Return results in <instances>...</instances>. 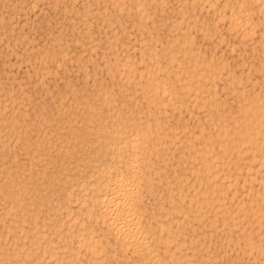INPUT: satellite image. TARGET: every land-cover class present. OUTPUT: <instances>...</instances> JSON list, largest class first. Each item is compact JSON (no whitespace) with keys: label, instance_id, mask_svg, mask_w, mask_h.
Returning a JSON list of instances; mask_svg holds the SVG:
<instances>
[{"label":"bare ground","instance_id":"6f19581e","mask_svg":"<svg viewBox=\"0 0 264 264\" xmlns=\"http://www.w3.org/2000/svg\"><path fill=\"white\" fill-rule=\"evenodd\" d=\"M19 1V0H18ZM35 0H33L34 2ZM59 1V0H58ZM61 1V0H60ZM95 1V0H94ZM102 2H104V0H101ZM124 1L126 0H108L107 2L109 3H112L114 5V7L116 5H118L117 7L119 8V6L122 8L121 5H125ZM151 1H153L154 3L157 1V0H129L128 2L130 3V5H132L133 9H134V13L133 15H135V19L136 21L139 23L142 22L141 18L145 19V18H149V13L151 11H149L150 9V3H152ZM161 1V0H159ZM158 1V2H159ZM163 1V0H162ZM194 1H199V3L201 1H204V3L206 4V6L213 9V12L215 11L216 14H214V18L219 17V19H225L227 18L228 20V28L232 27L233 28H237L235 30H237L236 32V36H239V39L240 40H244L245 37L247 38V36H250L251 34H255L257 33V37L255 35L257 39V43H259V47H258V50L261 51V53L258 55L260 57H258V61L254 64H252L253 66V71L257 74L255 77H252L250 78V76H247V81L249 83H252L256 80L255 82V85L257 84V88L253 89V90H248L246 88L245 85L241 84L240 83V80H241V76L240 75H236V73L234 74L233 72L230 71V69L228 67H226L225 65V62L221 59V58H216L215 56L217 55H213L214 53L212 54H209L207 56L206 54V57L207 58H203V57H199L197 55V52H196V48L193 46V40L191 39V35H190V32H189V27H191L192 24H195L193 20L194 17H195V14H194ZM218 0H177L174 1L178 4L177 7H179L178 11L180 13V15L178 16V19L177 17L172 20V24L171 26H169V30H168V35L166 36V43L164 41H162L163 43H165V46L161 45L160 47V51L162 50L163 53H162V56L164 58V64H161L159 62V60L161 61V57L160 55L158 54L157 55V52L159 53V50H157L155 48V46L151 43V41H149L150 43H148V48H144L143 46L146 45L143 44V45H140L142 43L139 44V51L137 52V56L135 54L134 56V59H137L139 60L140 62H142V66L138 68L134 66V60L130 59L132 58V56L129 58L127 55H128V52H127V55H123V57L120 56V58H117V59H113L115 64H112L113 67H114V70H116L117 74L119 77H121L120 81H122V79H125L126 80H129L130 78L132 79V81L134 82V84L136 83H139L140 85V82L139 81H135V78L133 76H138V79L140 78H143L145 79L144 80V84H145V87H144V92L143 94L146 95V98L145 96H141L143 98L146 99V104L148 102H152V104L154 103V105L156 104L157 105V110L158 112L160 110H164V105L165 106H172V105H175L176 108L179 107V106H184V103L185 101H189L192 105H196V107H198L200 109V107H203L205 112H203V110L201 111V113L203 112L205 117L203 116L204 118V123H200L199 121L196 122V126L193 125V127H195V129H192L191 127V130L189 129L188 130V127H185L187 130V132L183 133L180 137H182V139H184V141L186 142V145L185 147L183 146V148H185V152H182L179 156L182 157L181 159H185V161H187L189 159H191V163H189V161H187V166L185 168V170L183 171L182 168L181 170L183 171L182 174H179L177 177L171 179V180H174V184L176 185V188H175V196H174V200L172 199V195L169 194V196L167 195L166 198H170L171 202L168 206V208L166 209V207H164V209H166L164 212L160 213L159 217L157 218H154L153 219V225H152V228L150 227H147L145 225H149V223L147 224H144L141 222L142 220H140L141 216L140 214V209L141 208L140 206L142 205H139V203H142L140 200L139 202L137 201L138 198L137 196H139V191H138V188H139V182L138 180V176L140 175V173L138 172V169H144L146 168V165L145 164V160H147V158L145 159L146 154L150 148L147 140H148V137H150V133H152V137L151 138H154V140L156 139L158 141L159 140H162V138L160 139V135H166L167 136V132L170 130V129H166V132L162 129H160V124L161 123H158V127H155L156 124L154 125V130L151 132L149 130V128L151 127H148L149 125L146 123L147 122V119L146 122L144 120H142V117H141V114L138 113V110L141 108L142 110V105H139L140 108H136L138 109L137 111L135 112H132V108H130L131 110L129 112H125L123 111L122 108H119L118 106L121 105V104H126L125 102L128 101V100H125V101H122L123 103H121V101H118L120 102L117 103V100L115 101V98L113 97V99H109L107 96H105V92H100L98 93L99 96L101 97V102L97 100L96 103H101L104 107L101 108L99 110V108H97L96 106V110L94 111L93 108L92 110L94 111V118H92V126L87 129V133H90L92 134V143L94 142V149H93V154H91V160H90V163L87 165V166H83L81 169V171L78 172L77 176L76 177H73L71 178V175L72 173H70L69 171H72L71 169L68 170V172L66 173V179L68 181V183H66V188H69L70 190L72 188H74L75 186L78 188L77 189V192H76V196L74 197L76 200H82V202L80 203H84L83 205H86L87 203H85V201L88 202V204H90V207H96L97 206V210L96 211V216L94 215V213L92 212V210L88 209V211L90 210V212H92L91 214L95 216V219L97 218L99 222L103 223L106 228L109 230V235L111 234L110 232H112V236H114L115 238H118L117 242L120 241V245H126L131 242V241H135L136 244L139 243V245L141 244L142 245V238H145V236L147 237V239L149 240L150 243L152 242H155L157 243V245H159V247H161L163 253H164V256L167 257V259L169 258V260H171L173 258V260L175 259L176 264H187L186 262H188V258L190 259V257H187V256H191V255H197L198 258H196V256L194 258L198 259L197 262L200 263V262H204V261H208L209 260V264H226L225 261H223L224 259V254H221L220 252H214L213 251H210L208 249V247L206 249H204L203 252H198L197 251V247H200L198 245H203L205 241H203V238L204 236L206 237V234L210 231H212L213 229H216L217 226H221L222 229L225 228V230H222V232L220 231V233L222 234L223 231L226 232L222 235H224L223 237H226L227 238V241L230 240L231 238H233L234 236H237V235H234L233 237H231L230 235V230L232 228V226H237V225H241L238 229V232H239V236L242 237V243L240 244H243L242 246H244V249L245 250H242L241 249V253H242V256H244L245 254L243 253V251H245L246 253V250L247 251H250L252 252L253 250L255 251L256 254H258L257 258H259V255L262 256L263 258V262H264V0H221L222 2L219 3V2H216ZM11 2V1H10ZM53 2H55L53 0ZM70 2V0H69ZM99 2V1H98ZM106 0H105V3H107ZM164 2V1H163ZM167 2V1H166ZM20 3V1H19ZM31 3V2H30ZM63 3V2H62ZM82 3V1H81ZM89 3V2H88ZM91 3V1H90ZM94 3V2H92ZM123 3V4H122ZM128 3V4H129ZM160 3V2H159ZM32 4V3H31ZM47 4V3H46ZM66 4V3H65ZM99 4V3H98ZM158 4V3H157ZM30 5V4H29ZM53 5V4H52ZM64 5V4H62ZM76 5V4H75ZM111 5V4H110ZM128 5V6H130ZM159 5V4H158ZM199 5V4H198ZM202 5V4H201ZM31 6V5H30ZM34 7V4L32 5ZM107 6V4H106ZM106 6H103L104 9H106ZM162 6V4H161ZM160 6V8H161ZM165 7V3L163 5ZM203 6L205 7V5L203 4ZM19 7V6H18ZM23 7V6H22ZM63 7V6H62ZM87 6H85L86 8ZM110 7V6H109ZM113 7V6H111ZM113 7V8H114ZM124 7V6H123ZM126 7V6H125ZM153 7V6H152ZM164 7H162V10L165 9ZM200 7V6H199ZM198 7V8H199ZM203 7V8H204ZM56 8V7H55ZM75 8V7H74ZM102 8V7H101ZM102 8V9H103ZM130 8V7H129ZM202 8V7H201ZM22 9V8H21ZM64 9V8H62ZM94 9V7H93ZM97 8H95L96 10ZM125 9V8H124ZM200 9V8H199ZM86 10V9H85ZM117 10V9H114V11ZM119 10V9H118ZM121 11L123 9H120ZM127 11H129L128 8H126ZM132 9H130L131 11ZM153 10H156V9H153ZM205 10V9H204ZM207 10V8H206ZM13 11V10H12ZM24 11V10H23ZM31 11V9H30ZM87 11V10H86ZM90 11V10H89ZM98 11H99V8H98ZM105 11V10H104ZM129 11V13H130ZM173 11V10H172ZM211 11V10H210ZM208 11V12H210ZM5 12V11H4ZM63 12V11H62ZM76 12V11H75ZM88 12V11H87ZM101 12V11H100ZM160 12L163 13L160 9ZM174 12V11H173ZM16 13V12H15ZM81 13V12H80ZM103 13V11H102ZM101 13V15H102ZM109 13H111V11H109ZM116 13V12H115ZM152 13V12H151ZM150 13V14H151ZM155 14V12H153ZM105 16H108L106 15V11H105ZM158 14V13H156ZM176 14V13H175ZM209 14V13H208ZM212 14V13H210ZM72 15V14H71ZM82 15V14H81ZM98 15V14H97ZM115 15V14H114ZM129 15V14H128ZM204 15V14H203ZM63 16V14H62ZM65 16V15H64ZM93 16V15H92ZM104 16V17H105ZM197 16V15H196ZM212 16V15H211ZM9 17V15H8ZM73 17V16H72ZM82 17H84V15H82ZM86 17V16H85ZM84 19H86L85 21H88V18L86 17ZM111 17V16H110ZM115 17V16H114ZM121 17V16H120ZM129 17V16H128ZM152 17V16H151ZM155 17H158L155 15ZM222 17V18H220ZM225 17V18H224ZM260 17V19H259ZM71 18V17H70ZM76 18V17H75ZM102 18V17H101ZM197 18V17H196ZM204 18V17H203ZM65 19V18H63ZM66 19H67V16H66ZM94 18H92L93 20ZM108 19V18H107ZM112 18H110L111 20ZM119 19V18H118ZM172 19V18H171ZM199 19V18H197ZM218 19V20H219ZM109 20V19H108ZM117 20V19H116ZM134 20V19H133ZM141 20V21H140ZM148 20V19H147ZM154 18H152L151 22H153ZM164 20V19H163ZM179 20V22H183L182 26L180 25H177V22L176 21ZM69 21V20H68ZM82 21V19H81ZM104 21H105V18H104ZM119 21V20H118ZM117 21V23H118ZM135 21V20H134ZM135 21V22H136ZM144 21V20H143ZM222 21V20H221ZM224 21V20H223ZM83 22V21H82ZM89 23H87V25L91 24L92 22L88 21ZM91 22V23H90ZM106 22V21H105ZM108 22V21H107ZM121 22V21H120ZM119 22V23H120ZM134 22V23H135ZM145 22V21H144ZM155 22V21H154ZM158 22V21H157ZM160 22V21H159ZM210 22V21H209ZM219 21L216 22V24L218 23ZM225 22V21H224ZM225 22V23H226ZM14 23V22H13ZM99 23V22H98ZM97 23V25H98ZM103 22H101L102 24ZM111 23V22H110ZM145 23H148V22H145ZM161 23V22H160ZM166 23V22H165ZM212 23L214 24V22L212 21ZM223 23V22H222ZM223 23V24H225ZM67 24V23H66ZM70 24V23H69ZM122 24V23H121ZM128 24V23H127ZM143 24V22H142ZM140 25V26H144L143 25ZM155 24V23H153ZM163 24V23H162ZM207 24V23H206ZM205 24V28L206 26H208L209 24L206 25ZM211 24V25H213ZM73 25V24H72ZM86 25V23H85ZM96 25V24H95ZM110 24L107 23V26L109 27ZM112 25V23H111ZM139 25V24H138ZM150 25V24H149ZM164 25V24H163ZM170 25V24H169ZM210 25V26H211ZM215 25V24H214ZM90 26V25H89ZM92 26V25H91ZM90 26V27H91ZM103 26V25H102ZM131 26V25H130ZM140 26L138 28H140ZM152 27V25H150ZM149 26V27H150ZM158 26V25H157ZM156 26V27H157ZM199 26V25H198ZM10 27V26H9ZM71 27V26H70ZM78 27V26H77ZM95 27V26H94ZM112 27V26H111ZM110 27V28H111ZM114 27V26H113ZM121 27V26H120ZM159 27H162L159 26ZM172 27V29H171ZM194 27V25H193ZM197 27V26H196ZM223 27V25H222ZM225 27V26H224ZM83 28V27H81ZM86 28V27H85ZM84 28V29H85ZM88 28V26H87ZM103 28V27H102ZM125 27H123L124 29ZM132 28V27H131ZM137 28V27H136ZM199 28V27H198ZM202 28V27H201ZM198 29V30H202V29ZM215 28V26H214ZM213 28V30H215ZM2 29V28H1ZM30 29V28H29ZM77 29V28H76ZM82 29V30H84ZM98 29V27H97ZM105 29V28H104ZM116 29V28H115ZM149 29V28H148ZM147 31H149V33L147 34V37L151 38L152 39V33H150V30L152 29H149ZM158 29V28H157ZM160 29V28H159ZM8 30H10L8 28ZM87 31V29H85ZM91 31V29H89ZM112 30V29H111ZM125 30V29H124ZM141 30V29H140ZM139 30V31H140ZM144 30H146V27L144 28ZM156 30V29H155ZM165 30V29H164ZM191 30V29H190ZM213 31L212 29L210 28H206L204 29V31L202 32L201 35H204L206 37H210L213 35V33L211 31ZM5 31H6V27H5ZM89 31V33H90ZM106 31V30H105ZM116 31V30H115ZM120 31V30H119ZM118 31V32H119ZM122 31V29H121ZM127 31V30H126ZM229 31V30H228ZM102 32V31H101ZM113 32V31H111ZM138 32V30H137ZM157 32V30H156ZM155 32V33H156ZM160 32V31H159ZM164 32V31H163ZM217 32V31H216ZM18 33V32H17ZM83 33V32H81ZM97 33V32H96ZM108 33V32H107ZM106 33V34H107ZM128 33V31H127ZM134 33V32H133ZM132 33V34H133ZM166 33V32H165ZM164 33V35H165ZM201 33V32H200ZM1 34H2V30H1ZM55 34V33H54ZM62 34V33H61ZM95 34V33H94ZM117 34V32H116ZM115 34V35H116ZM140 34H141V31H140ZM6 35V34H5ZM22 35V34H21ZM79 35V34H78ZM92 36V34H90ZM89 35V36H90ZM127 35V34H126ZM143 35V34H142ZM145 35V34H144ZM156 35L158 36V34H155V37ZM230 35V34H229ZM234 35V33H233ZM1 36V35H0ZM9 36V35H8ZM15 36V35H14ZM88 36V35H86ZM113 36V35H111ZM119 36V35H118ZM133 36V35H132ZM136 36V35H135ZM216 36V35H214ZM21 37V36H20ZM101 35H100V39H101ZM122 37V36H121ZM140 37V36H139ZM154 37V38H155ZM159 37V36H158ZM193 37V35H192ZM5 38V37H4ZM8 38V37H7ZM6 38V39H7ZM10 38V37H9ZM16 38V37H15ZM78 38V37H77ZM83 38V36H82ZM94 38V37H93ZM108 38V37H107ZM117 38V36L115 37ZM135 40L137 41L136 37H134ZM141 38V37H140ZM149 38V39H150ZM153 40L155 41L156 39ZM162 37H160L161 39ZM164 38V37H163ZM203 38V36H202ZM205 38V37H204ZM218 38V37H217ZM216 38V40H217ZM253 38V37H252ZM251 38V39H252ZM12 38H10V41H11ZM14 39V38H13ZM56 39V38H55ZM85 39V38H84ZM89 39V37H88ZM119 39V38H118ZM145 41V39L147 38H142ZM150 39V40H151ZM158 39V41L160 40ZM213 39V38H212ZM221 39V37H220ZM237 39V37H236ZM15 40V39H14ZM50 40V39H49ZM73 40V39H72ZM79 40V39H78ZM91 40V39H90ZM93 42H90V43H94L95 39H92ZM102 40V39H101ZM110 40V38H109ZM113 40V39H112ZM116 40V39H115ZM120 40V39H119ZM118 40V41H119ZM219 40V38H218ZM238 40V39H237ZM239 40V41H240ZM250 40V39H249ZM6 41L5 40V44H6ZM56 41V40H54ZM77 42V40H75ZM81 41V39H80ZM99 41V39H98ZM97 41V42H98ZM229 41V40H228ZM247 41V40H246ZM253 41V39H252ZM13 42V41H12ZM12 42H10L11 44H13ZM17 42H18V37H17ZM20 42V40H19ZM18 42V43H19ZM23 42V41H22ZM53 42V40H52ZM82 42V41H81ZM96 42V41H95ZM96 42V43H97ZM110 42V41H109ZM115 42V41H113ZM122 42V41H121ZM120 42V44H121ZM140 42V41H139ZM157 42V41H156ZM161 42V40H160ZM161 42V44H162ZM244 42V41H243ZM242 42V43H243ZM250 42V45H251V41ZM26 43V42H25ZM23 44L22 46H26V44ZM59 43V42H58ZM57 43V44H58ZM67 43V42H66ZM90 43L88 46H90ZM107 43V42H106ZM130 43V42H129ZM155 43V42H154ZM195 43V42H194ZM198 43V42H197ZM213 43V42H212ZM228 43V42H227ZM238 43V42H237ZM241 43V44H242ZM8 44V43H7ZM6 44V45H7ZM15 44V43H14ZM20 44V43H19ZM50 44V43H49ZM52 44V43H51ZM56 44V45H57ZM61 44V43H60ZM77 44V43H76ZM82 44V43H81ZM86 44V42H85ZM112 44V42L110 43ZM114 44V43H113ZM116 44V43H115ZM114 44V46H115ZM126 42L124 43L123 42V45H125ZM134 44V43H133ZM132 44V45H133ZM216 44V43H214ZM213 44V45H214ZM234 44V43H233ZM253 44V42H252ZM54 44V46H56ZM98 45V44H96ZM109 45V43H108ZM130 45V44H129ZM131 45V46H132ZM153 45V46H151ZM156 46H158L156 43H155ZM244 45V44H243ZM15 46V45H13ZM66 46V45H65ZM81 46V45H80ZM95 46V45H94ZM113 46V47H114ZM127 47V45H125ZM131 46L129 48H131ZM163 46V47H162ZM232 46V45H231ZM252 46V45H251ZM257 46V44H256ZM8 47V46H7ZM11 47V46H9ZM46 47V45H45ZM44 47V48H45ZM53 46L51 45V48ZM59 47V45H58ZM57 47V48H58ZM63 47V46H62ZM61 47V48H62ZM69 47V46H68ZM96 47V46H95ZM94 47V48H95ZM108 47V46H107ZM106 47V48H107ZM118 47L120 48V46L118 45ZM147 47V46H146ZM198 47V46H197ZM254 47V46H253ZM252 47V48H253ZM14 48V47H13ZM32 48V47H31ZM34 48V47H33ZM40 48V47H39ZM49 48V46H48ZM47 48V49H48ZM50 48V49H51ZM90 48L92 49V46H90ZM105 48V47H104ZM105 48V49H106ZM116 48V46H115ZM133 48V47H132ZM23 49V48H22ZM29 49V48H28ZM49 49V50H50ZM60 49V48H59ZM66 49V47H65ZM96 49V48H95ZM94 49V50H95ZM100 49V48H99ZM109 49V48H108ZM117 49V48H116ZM128 49V47L126 48ZM137 49V47H136ZM232 49H233V46H232ZM255 49V48H254ZM10 50V49H8ZM12 50V49H11ZM14 50V49H13ZM12 50V51H13ZM16 50V49H15ZM14 50V51H15ZM21 50V49H20ZM26 50V48H25ZM41 50V49H40ZM44 51V49H42ZM58 50V49H57ZM62 50V49H60ZM58 51L59 54L61 51ZM84 50V49H83ZM124 50L125 52V49L123 48L122 51ZM129 50V49H128ZM200 50V49H199ZM24 51V50H23ZM33 51V50H32ZM36 48H35V54H36ZM39 51V49H38ZM37 51V54L39 53ZM51 51V50H50ZM54 51V50H53ZM51 51V52H53ZM82 51V50H81ZM85 51V50H84ZM97 51V50H96ZM121 51V53H122ZM161 51V52H162ZM232 51V50H231ZM9 52V51H8ZM25 52V51H24ZM57 52V53H58ZM64 52V51H63ZM62 52V54H63ZM67 52V51H66ZM66 52L64 55H66ZM73 52V51H72ZM92 52H93V49H92ZM99 52V51H98ZM97 52V53H98ZM101 52V56H102V52H103V49ZM111 52V51H110ZM118 52V51H116ZM120 52V51H119ZM123 52V53H124ZM125 52V53H126ZM131 52V51H130ZM199 52V51H198ZM12 53V52H11ZM14 53V52H13ZM32 53V52H31ZM55 53V52H54ZM78 53V51H77ZM85 53V52H84ZM87 54L89 53L88 50L86 52ZM96 53V52H95ZM115 53V52H114ZM124 53V54H125ZM136 53V52H135ZM210 53V51H209ZM16 54V53H15ZM14 54V55H15ZM18 54V53H17ZM22 54V53H21ZM30 55V53H28ZM27 54V55H28ZM34 54V56H35ZM42 54V53H41ZM43 54H45L43 52ZM47 54V53H46ZM49 54V52H48ZM90 54V53H89ZM108 54V53H107ZM116 54V53H115ZM132 54V53H131ZM204 54V53H203ZM26 55V54H25ZM80 55V53H79ZM105 56V54H103ZM202 55V54H201ZM220 55V54H219ZM24 56V55H23ZM37 56V55H36ZM43 56V55H42ZM46 56V55H45ZM48 56V55H47ZM60 56V55H59ZM58 56V57H59ZM69 56V54H68ZM71 56V55H70ZM69 56V57H70ZM85 56V55H84ZM83 56V57H84ZM89 56V55H88ZM100 56V58L102 59V57ZM110 56V54H109ZM108 56V60L110 59ZM114 56V55H113ZM118 56V54H117ZM158 56V58H157ZM63 57V56H62ZM77 57V56H76ZM98 57V56H97ZM116 57V55H115ZM36 58V57H35ZM40 58L41 55H40ZM52 58V57H51ZM50 58V59H51ZM73 57H71L72 59ZM85 58V57H84ZM83 58V59H84ZM87 58V56H86ZM92 58V57H91ZM104 58V57H103ZM162 58V59H163ZM33 59V58H31ZM55 59V58H53ZM61 59V58H60ZM59 59V60H60ZM79 59V58H78ZM88 59V58H87ZM95 59V58H92V60ZM106 59V58H105ZM34 60V59H33ZM40 60V59H39ZM48 60V59H47ZM67 60V59H66ZM70 60V59H68ZM76 60V63H77V59ZM81 60V59H80ZM32 61V60H31ZM40 61H43V60H40ZM38 61V62H40ZM46 61V60H45ZM57 61V60H55ZM64 61V60H63ZM71 61V60H70ZM82 61V60H81ZM88 61V60H87ZM106 61V60H105ZM104 61V62H105ZM111 61V60H109ZM139 61H137V63H140ZM49 62V61H48ZM53 62V60H52ZM61 62V61H60ZM86 62V61H85ZM91 62V61H90ZM96 62V61H95ZM5 63V62H4ZM16 63V62H15ZM32 63V62H31ZM46 63V62H44ZM107 63V62H106ZM27 64H29V62H27ZM39 64V63H38ZM56 64V63H55ZM83 64V62H82ZM81 64V65H82ZM86 64V63H85ZM96 64V63H94ZM103 65V63H101ZM109 64V62L107 63ZM239 64V63H238ZM42 65H43V62H42ZM41 67H44L45 64ZM48 65V64H47ZM50 65V64H49ZM48 65V67H49ZM63 65V64H61ZM87 65V64H86ZM86 65L83 64V66L87 67ZM98 65V63H97ZM25 66V65H24ZM30 66V65H29ZM33 66V65H32ZM91 68L94 67L93 66V63L90 65ZM105 66V65H104ZM108 66V65H107ZM120 66V67H119ZM228 66V65H227ZM36 67V66H35ZM34 67V68H35ZM40 67V66H39ZM72 67V66H71ZM110 65H109V69H110ZM119 67V69H118ZM50 68V67H49ZM51 68H52V65H51ZM56 68V67H55ZM73 68V67H72ZM84 68V67H83ZM88 68V67H87ZM97 68V66L95 67V69ZM247 68V67H246ZM94 69V68H93ZM92 69V70H93ZM249 69V67L247 68V70ZM32 70V68H31ZM30 70V71H31ZM37 72H38V68L36 69ZM42 70L44 71V69L42 68ZM47 70V68L45 69ZM67 70V69H66ZM84 70L86 71V69L84 68ZM101 70V69H100ZM113 70V69H112ZM159 70H162L164 71L162 73V75H160L159 72V75L155 73V71H159ZM232 70V69H231ZM40 71V70H39ZM41 71V72H43ZM49 71V70H48ZM74 71V70H73ZM77 71V70H76ZM75 71V72H76ZM95 71V70H94ZM106 71V70H105ZM161 71V72H162ZM10 72V71H9ZM26 72V71H25ZM36 72V73H37ZM47 72V71H46ZM78 72V71H77ZM80 72V71H79ZM97 72V71H96ZM94 73V74H97V73ZM107 72V71H106ZM110 72H112L110 70ZM136 72V73H135ZM31 73V72H30ZM85 73V72H84ZM115 73V72H114ZM223 73L224 74V82L222 83V86L224 88H226V90L229 92V93H232V96H233V100L235 101V104L233 107H228L227 105V108L226 106H223L222 103H219L218 102V98L216 99V90H215V82L217 78H220V74ZM242 73V71H241ZM247 73L250 74V72L248 71ZM26 74V73H25ZM40 74V73H39ZM46 74V73H45ZM86 76L88 77L87 75V72L85 73ZM93 74V76H94ZM109 74V73H108ZM135 74V75H133ZM252 74V73H251ZM83 75V74H82ZM111 75L114 76V74L112 73ZM109 75V76H111ZM68 76V75H67ZM75 76V75H74ZM92 76V77H93ZM97 76V75H96ZM116 76V75H115ZM38 77V76H37ZM41 77V75H40ZM102 77V76H101ZM14 78V77H13ZM52 78V77H51ZM63 78V77H62ZM82 78V76H81ZM84 78L87 79L84 75ZM89 78V77H88ZM97 79V77H95ZM111 78V77H110ZM115 79V77H112ZM10 79V78H9ZM15 79V78H14ZM38 79V78H37ZM41 79V78H40ZM49 79V78H48ZM61 79V78H60ZM69 79V78H68ZM78 79V78H77ZM93 79V78H92ZM91 80V85L92 83H94V80ZM259 79V80H258ZM8 80V79H7ZM17 80V79H16ZM219 80V79H218ZM263 80V82H262ZM33 81V80H32ZM31 81V82H32ZM36 81V79H35ZM57 81V80H56ZM63 81V80H62ZM61 81V83H63ZM67 81V80H66ZM87 82L89 80H86ZM93 81V82H92ZM99 81V79H98ZM117 81V80H116ZM115 81V82H116ZM124 81V83H125ZM132 81H128V85L132 84ZM34 82V81H33ZM32 82V83H33ZM38 82V81H37ZM42 82V81H41ZM65 82V81H64ZM69 82V81H68ZM71 82V81H70ZM101 82L103 84V81L101 79ZM106 82V81H105ZM104 82V83H105ZM112 82V85H113V80L110 81ZM118 82V81H117ZM116 82V83H117ZM127 82V81H126ZM40 83V81H39ZM96 83V82H95ZM114 86L115 89L117 87V89L120 87L117 83ZM124 83L121 82V84L124 85ZM1 84V83H0ZM43 84V83H42ZM41 84V85H42ZM64 86L66 83H63ZM71 84V83H69ZM73 84V85H72ZM72 86H74V83L72 82ZM86 84V83H85ZM83 83V85H85ZM90 84V83H88ZM101 85V83H99ZM109 84V82L107 83ZM130 84V85H131ZM143 84V85H144ZM218 84V83H217ZM12 85V84H11ZM26 85V84H25ZM45 85H46V82H45ZM81 85V84H80ZM95 85V84H94ZM94 85H92V89H93V92L94 90L96 91L95 87H93ZM98 85V84H97ZM100 85H98L100 87ZM105 85V84H104ZM111 85V84H109ZM111 85V86H112ZM122 85V87H123ZM126 85V83H125ZM138 85V84H137ZM142 83H141V86L143 87ZM221 85V84H220ZM17 86V84H16ZM19 86H21L19 84ZM17 86V87H19ZM63 86V85H62ZM82 86V85H81ZM90 86V85H88ZM87 86V87H88ZM103 85H101L100 88H102ZM107 85H105V88H106ZM110 86V87H111ZM133 86V85H132ZM136 85H134V88H135ZM221 86V87H222ZM68 87V86H67ZM79 87V86H78ZM97 87V89L99 88ZM109 87V86H108ZM109 87V88H110ZM113 87V89H114ZM126 87V86H124ZM123 87V88H124ZM131 87V86H129ZM129 87H126L128 90ZM253 87V86H252ZM10 88V87H9ZM20 88V87H19ZM61 88V87H60ZM89 88V87H88ZM109 88L107 91H109ZM121 88V87H120ZM133 88V87H131ZM141 89V87H139ZM249 88V87H248ZM11 89V88H10ZM9 89V91H10ZM50 89V88H49ZM49 89H46L49 90ZM71 89H75V88H72ZM77 89V88H76ZM78 89H81V88H78ZM112 89V88H111ZM125 89V88H124ZM139 92H143V90H141ZM221 89V88H220ZM1 90V89H0ZM14 90V89H13ZM26 90V89H25ZM59 90V88H58ZM61 90H65V89H61ZM84 90V88H83ZM88 90H91L90 88L89 89H85L84 91H86V95H87V91ZM105 90V89H104ZM105 90V91H106ZM121 89H118L117 91H119ZM137 90V91H138ZM8 91V92H9ZM18 92V89L16 90ZM21 91V90H19ZM77 91V90H76ZM75 91V92H76ZM110 91H115V90H110ZM221 91V90H220ZM224 91V90H222ZM5 92V90H4ZM7 92V91H6ZM12 92V91H11ZM24 92V91H23ZM36 92V91H35ZM72 92V91H71ZM79 92V90H78ZM82 91H80L81 93ZM92 92V93H93ZM122 94H125L124 92L126 91H123V89L121 90ZM119 92V93H121ZM133 93V91H131ZM134 92H136V90H134ZM141 92V93H142ZM14 93V92H13ZM12 93V94H13ZM20 93V92H19ZM17 93V94H19ZM31 93V92H30ZM29 93V95H30ZM39 93V91H38ZM49 93V92H48ZM63 93V92H62ZM92 93H90L92 95ZM96 93V92H95ZM108 93V92H107ZM113 93V92H112ZM128 93V92H126ZM137 93V92H136ZM219 93V92H218ZM221 93V92H220ZM26 94V97H27V93L25 92ZM34 94V93H32ZM42 94H43V91H42ZM54 94V93H53ZM52 94V95H53ZM58 94V92H57ZM97 94V93H96ZM116 94V93H114ZM138 94V93H137ZM1 95V94H0ZM22 95H24L22 93ZM66 95V93L63 95V97ZM81 95V94H80ZM95 95V94H94ZM110 95V94H109ZM121 94H119L120 96ZM130 95V94H129ZM128 95V96H129ZM132 95V94H131ZM142 95V94H141ZM8 96V95H7ZM10 96V95H9ZM25 96V95H24ZM50 96V95H49ZM60 97H62L61 95H59ZM88 96V95H87ZM113 96V95H112ZM123 96V95H122ZM136 96V95H133V97ZM139 95H137V97L135 98H138ZM223 96V95H222ZM6 97V96H5ZM29 97V96H28ZM62 97V99H63ZM89 97V96H88ZM98 97V96H96ZM95 97V98H96ZM110 97V96H109ZM127 97V94L126 96H124L123 98ZM132 97V98H133ZM21 98V96H20ZM52 98V97H51ZM67 97H65L66 99ZM118 98V97H117ZM121 98V96H120ZM135 98H133L134 100H136ZM10 99V98H8ZM11 99H13L11 97ZM29 99V98H28ZM35 99V98H34ZM65 99H63L65 101ZM90 99H91V96H90ZM122 99V98H121ZM131 99V98H130ZM133 99L131 100V102H133ZM1 100V99H0ZM25 100V99H23ZM84 100V99H83ZM86 100V98H85ZM84 100V101H85ZM120 100V99H119ZM139 100V98H138ZM136 100V101H138ZM144 100V99H143ZM222 100V99H221ZM4 101V100H3ZM9 101V100H8ZM7 101V102H8ZM13 102L15 101H18V100H12ZM21 101V99H20ZM61 101V100H60ZM58 100V103L60 102ZM88 101V100H87ZM94 101V100H93ZM115 101V103H114ZM223 101V100H222ZM55 102V101H54ZM139 102V101H138ZM138 102H135L134 103H138ZM141 102V101H140ZM5 103V102H3ZM33 103V102H32ZM48 103V102H47ZM52 105L54 104L53 102H51ZM56 103V104H58ZM92 103V102H91ZM90 103V104H91ZM94 103V102H93ZM99 103V104H100ZM228 103V101H227ZM6 104V103H5ZM3 104V105H5ZM8 104V103H7ZM6 104V105H7ZM15 104V103H14ZM22 104V103H21ZM28 105L30 103H27ZM70 104V103H69ZM116 104H119L118 106H116ZM143 104V103H142ZM226 104V103H225ZM13 106V103H10V106ZM42 105V104H41ZM61 105V104H59ZM126 105H129V104H126ZM125 105V107H126ZM151 104H148L147 106L150 107ZM153 105V106H154ZM187 105L189 106V104L187 103ZM191 105V106H192ZM9 106V107H10ZM20 106V105H18ZM33 106V105H32ZM85 106V104H84ZM137 106V105H135ZM144 107L145 109L148 108V107ZM173 106V107H175ZM24 107V106H22ZM42 107V106H41ZM48 107V106H47ZM60 107V106H59ZM91 107V106H90ZM121 107V106H120ZM123 107V105H122ZM124 107V109H125ZM130 107V106H128ZM152 107V106H151ZM156 107V106H155ZM154 107V108H155ZM173 107H172V110H173ZM180 107V108H181ZM187 107V106H186ZM3 108V107H2ZM8 108V107H7ZM12 108V107H11ZM10 108V109H11ZM36 108V107H35ZM54 108H56L54 106ZM88 108V107H87ZM133 108V109H135ZM153 108V109H154ZM170 108V107H169ZM188 108V107H187ZM25 109V108H24ZM31 108H29L30 110ZM38 109V107H37ZM66 109V108H65ZM119 109H121L123 112H121L122 114L124 113L125 115L127 114V116H125L124 118L120 115V112H119ZM135 109V110H136ZM151 109V108H150ZM183 109V108H182ZM181 109V110H182ZM202 109V108H201ZM6 110V109H4ZM17 111L18 109H14V111ZM32 110V109H31ZM42 109L38 110L41 112ZM55 110V109H54ZM67 110V109H66ZM120 110V111H121ZM171 110V108H170ZM185 110V109H184ZM188 110V109H186ZM190 110V108H189ZM188 110V111H189ZM197 110V109H196ZM3 111V110H2ZM7 111V110H6ZM11 111V110H10ZM13 111V113H14ZM15 111V112H16ZM26 111V110H25ZM23 114H28V110L27 112H25ZM81 111V110H80ZM90 111L87 110V112ZM144 112V110H142ZM148 111H150L148 109ZM165 111V110H164ZM174 111L175 108H174ZM191 111V110H190ZM189 111V112H190ZM193 111V110H192ZM1 112V110H0ZM4 112V111H3ZM20 112V111H18ZM39 112V113H40ZM51 113L52 110L50 111ZM91 112V111H90ZM143 112H142V115H143ZM154 112V111H153ZM162 112V111H161ZM160 112V113H161ZM166 112V111H165ZM168 112V110H167ZM180 112V111H179ZM194 112V111H193ZM12 113V115H14ZM22 113V112H20ZM34 113V112H33ZM38 113V112H37ZM50 113V114H51ZM145 113V112H144ZM169 113V112H168ZM173 113V112H172ZM182 114V112H180ZM185 115H186V111L184 112ZM196 113V112H195ZM200 112H198V115H199ZM7 114H10V113H7ZM19 114V113H18ZM36 115V112L34 113ZM33 114V115H34ZM44 115V113H42ZM41 114V115H42ZM46 114V113H45ZM56 114V113H55ZM150 114V113H149ZM153 114V113H152ZM155 114H158L156 113V109H155ZM162 114V113H161ZM159 114V115H161ZM174 114V113H173ZM188 114V112H187ZM191 114V112H190ZM30 115V114H29ZM33 115H30L33 117ZM42 115V116H43ZM57 115H58V112H57ZM56 115V117H58ZM172 115V114H171ZM168 114V120L169 119V116H171ZM179 115V114H178ZM197 115V114H196ZM195 115V118L198 117ZM3 116V115H2ZM6 116V115H5ZM46 116V115H45ZM43 116V117H45ZM148 116V115H147ZM157 116V115H156ZM164 116V114H163ZM174 116V115H172ZM177 116V112H176V115ZM183 116V114H182ZM189 116V114H188ZM193 116V115H192ZM52 117V116H51ZM55 117V118H56ZM153 117V115H152ZM167 117V116H166ZM34 118H37V115L36 117ZM47 118V117H46ZM45 118V119H46ZM144 118H147V117H143ZM159 118V120H161L162 118L160 117H157ZM171 118V117H170ZM190 118V117H189ZM192 118V117H191ZM194 118V116H193ZM22 119V118H21ZM20 119V120H21ZM28 119V118H27ZM41 119V117H40ZM52 120V118H50ZM150 119V118H149ZM148 119V120H149ZM153 119V118H152ZM177 119V118H176ZM179 119H181V117H179ZM183 120H185V118H182ZM26 120V119H25ZM30 120V119H29ZM43 120V119H42ZM47 120V119H46ZM51 120H50V124H51ZM156 120V118H155ZM158 120V122H159ZM165 120V119H164ZM183 120H179L180 123H182L181 121ZM187 120V118H186ZM7 121V118L6 120ZM17 121V119H16ZM19 121V120H18ZM28 121V120H27ZM26 121V122H27ZM36 121V120H35ZM54 121V120H53ZM85 121V120H84ZM151 121V120H150ZM171 121V120H170ZM169 121V122H170ZM178 121V122H179ZM201 121V120H200ZM0 122H2V120H0ZM4 122V121H3ZM12 122V120L10 121ZM15 122V121H14ZM24 122V120H23ZM42 121L40 120L37 121V123H41ZM48 122V121H47ZM90 122V121H89ZM88 122V123H89ZM163 122V121H162ZM165 122V121H164ZM8 122L6 123H3V126H6L4 124H7ZM31 123V122H30ZM56 123V122H55ZM74 123V121H73ZM72 123V125H73ZM149 123V121H148ZM154 124V122H152ZM9 124V123H8ZM7 124V125H8ZM13 124V123H12ZM17 124V123H15ZM14 124V125H15ZM21 123L19 122V125ZM25 125V122L22 123ZM29 124V122H28ZM32 124H36L35 123H32ZM43 124V123H42ZM54 124V122H53ZM57 124V123H56ZM60 124V123H58ZM167 124V122H166ZM171 125V123H169ZM190 124V123H189ZM11 125V124H10ZM40 125V124H39ZM37 125V126H39ZM89 125V124H88ZM169 125V127H170ZM179 125V124H178ZM182 125V124H181ZM12 126V125H11ZM10 126V127H11ZM23 126V125H22ZM21 126V127H22ZM36 126V125H35ZM49 126V124L47 125ZM174 126V125H173ZM172 126V127H173ZM190 127V125H188ZM8 127V126H7ZM18 127V126H17ZM43 127V126H42ZM46 127V126H45ZM44 127V128H45ZM168 127V126H167ZM9 128V127H8ZM7 128V129H8ZM14 128V127H12ZM20 128V127H19ZM31 127H29L30 129ZM38 128H41V127H38ZM43 128V130H44ZM48 128V127H46ZM176 128V127H175ZM24 129V128H23ZM177 129H178V126H177ZM182 129V128H181ZM6 129L4 128L3 132L5 131ZM12 131V129H10ZM17 130V129H16ZM20 130V129H18ZM25 130V129H24ZM23 130V131H24ZM46 131H42V132H47V129H45ZM151 130H152V127H151ZM174 130V131H173ZM173 130H170L172 131L173 134H175L174 132L177 133V131H175L176 129L173 128ZM179 130V129H178ZM183 131L185 129H182ZM181 130V131H182ZM41 131V129H40ZM81 131V130H80ZM182 131V132H183ZM10 132V131H8ZM16 132V131H15ZM154 132V133H153ZM180 132V131H179ZM17 133V132H16ZM26 133V131H25ZM28 133V132H27ZM51 133V132H50ZM169 134V136L172 135ZM3 134V133H2ZM19 135V133H17ZM35 134V133H34ZM42 134V133H41ZM181 134V133H180ZM1 135V134H0ZM36 135V134H35ZM9 136V135H8ZM44 136V134H43ZM41 136V137H43ZM51 136V135H50ZM174 136V135H173ZM177 136L176 135V139H177ZM14 137V135H13ZM17 137V135H16ZM20 137V135H19ZM26 137V136H24ZM33 137V135H32ZM48 137V136H47ZM168 137V136H167ZM195 138L196 141L194 143H192L191 139ZM21 138V137H20ZM158 138V139H157ZM169 138L171 137H168V140ZM175 142V139L174 137H172ZM19 139V138H18ZM28 139V138H27ZM38 139V138H37ZM41 139V138H40ZM10 140V139H9ZM9 140L7 141V144L9 142ZM32 140V138H31ZM34 140V139H33ZM39 140V139H38ZM152 140V139H150ZM12 141V140H10ZM59 141V140H58ZM91 141V140H90ZM166 140H164L163 142L165 143ZM178 141L181 143V141L178 139ZM13 142H17L16 140H14ZM27 142V141H25ZM75 142V141H74ZM147 142V143H146ZM155 142V141H154ZM154 142H151L150 144H153L152 146H155L154 145ZM162 142V141H161ZM178 142V143H179ZM20 143V142H18ZM28 143V142H27ZM34 143V142H32ZM160 141L158 142V145H159ZM167 143V142H166ZM165 143V144H166ZM169 143V142H168ZM177 143V142H176ZM31 144V143H30ZM29 144V145H30ZM38 144V143H37ZM174 144V143H173ZM184 144V143H183ZM5 145V144H3ZM2 145V146H3ZM15 145V144H14ZM17 145V144H16ZM19 145V144H18ZM32 145V144H31ZM42 145H46V144H41ZM47 145H49L47 143ZM81 145V144H80ZM164 144L162 143V146ZM168 145V144H166ZM181 145V144H179ZM8 146V149H9V145ZM25 146H26V143H25ZM33 146V145H32ZM79 146V145H78ZM157 146V145H156ZM178 146V145H177ZM5 148V146H3ZM2 147V148H3ZM31 147V146H29ZM28 147V148H29ZM47 147V146H46ZM165 147V146H164ZM168 147V146H167ZM176 147V146H175ZM16 148V147H14ZM19 148V147H18ZM22 148V147H21ZM33 148V147H31ZM35 148V147H34ZM156 148V147H155ZM171 148V146L169 147ZM167 148V149H169ZM183 148H181L182 150H180L179 152L183 151ZM1 149V148H0ZM30 149V148H29ZM50 149V148H49ZM163 148L161 147V151L159 150V153L161 152L162 153V150ZM166 149V150H167ZM175 149V148H174ZM13 150V148L11 149ZM23 150L24 149V146H23ZM22 150V151H23ZM28 150V149H27ZM40 150V149H39ZM80 150V149H79ZM155 150V149H154ZM164 150V151H166ZM15 151V150H14ZM12 151V152H14ZM19 151H21L19 149ZM36 151V150H35ZM60 151V150H59ZM151 151L152 148H151ZM158 151L157 149L154 151V155L155 152ZM163 151V153H164ZM170 152L173 153L174 150H170ZM177 151V150H176ZM9 152V151H7ZM17 152V151H16ZM27 153V151H23V153ZM70 152V151H68ZM4 153V152H3ZM6 153V152H5ZM20 153V152H19ZM22 153V154H23ZM67 153V152H66ZM72 153L74 154V152L72 151ZM160 153V155H161ZM162 153V154H163ZM171 153V155H172ZM10 154V153H9ZM37 154V153H36ZM150 154H152V152L148 153L147 155L149 156V159L147 160V163L148 161L151 162V158L150 157ZM152 154V155H153ZM166 154V153H165ZM173 154H178L177 152L176 153H173ZM186 154V155H185ZM4 155V154H3ZM7 155V153L5 154ZM14 155V153H13ZM29 155V154H28ZM27 155V156H28ZM32 155V154H31ZM67 155V154H66ZM88 155V154H87ZM159 155V154H158ZM167 157H168V154H166ZM185 155V156H184ZM10 156V155H9ZM40 156V154H39ZM71 156V155H70ZM157 156V155H156ZM165 156V155H164ZM170 156V155H169ZM178 156V155H177ZM184 156V157H183ZM2 157V156H1ZM18 157V155H17ZM25 157V156H24ZM29 157V156H28ZM65 157V156H64ZM163 157V156H162ZM174 157V156H173ZM27 158V157H25ZM24 158V159H25ZM159 158V156H158ZM171 159V157H168V159ZM175 158H176V155H175ZM10 159V162L13 158H9ZM39 159V158H38ZM154 158H152L153 160ZM2 160V159H1ZM23 160V159H22ZM29 160V159H28ZM68 160H71V157L68 159ZM163 160V165L165 164V159L164 158H160V161ZM167 160V159H166ZM14 162L16 160H13ZM35 161V160H34ZM88 161V160H86ZM159 161V162H160ZM19 162V161H18ZM17 162V163H18ZM62 162V160H61ZM154 162V160L152 161V163ZM158 162V160H157ZM176 162V161H175ZM180 162V161H179ZM6 163V162H5ZM20 164L22 163L19 162ZM28 163V162H27ZM30 163V162H29ZM32 163V162H31ZM81 163V162H80ZM169 163L171 164V162L169 161ZM173 163V161H172ZM178 163V162H177ZM182 163V162H181ZM24 164V162L22 163ZM155 164V163H153ZM157 164V163H156ZM155 164V165H156ZM160 164V163H158ZM158 164L156 166H158ZM168 164V163H167ZM184 166L186 164L183 163ZM1 165V164H0ZM3 165V164H2ZM65 165V164H64ZM63 165V166H64ZM166 165V164H165ZM176 165V164H175ZM25 166V165H24ZM24 166H20L21 168H23ZM29 166V165H28ZM32 166V164H31ZM47 166V165H45ZM49 166V165H48ZM69 166V165H68ZM172 166V164H171ZM182 166V165H181ZM180 166V167H181ZM8 167V166H7ZM19 167V166H17ZM153 167V165H152ZM165 167V166H164ZM163 167V169H164ZM170 167V166H169ZM173 167V166H172ZM183 167V166H182ZM6 168V167H5ZM9 168V167H8ZM12 170H15L12 166ZM27 168V167H26ZM175 168H178L179 169V165ZM18 169V168H17ZM20 169V168H19ZM18 169V170H19ZM35 169V168H34ZM43 169V168H42ZM140 169V170H141ZM147 169V168H146ZM152 169V168H151ZM151 169H148L147 172H149ZM171 169V168H170ZM184 169V167H183ZM9 171V169H7ZM22 169H20L19 171H21ZM24 170V169H23ZM139 170V171H140ZM156 170V169H155ZM168 172V169H166ZM180 170V172H181ZM142 171V170H141ZM152 171V170H151ZM4 172V171H3ZM15 172H18L15 170ZM23 172V171H22ZM30 172V171H29ZM138 172L139 175L136 173ZM146 171L143 170L142 173H145ZM159 172V171H158ZM156 171V174L158 173ZM164 172V173H166ZM5 173V172H4ZM11 173V172H10ZM10 173L8 174L10 176ZM13 173V172H12ZM21 173V172H19ZM28 173V172H27ZM141 173V174H142ZM152 172H150V176L149 178L147 177L148 176V173L145 178V180H150L151 178H153L155 176V173H154V176H153V173L151 175ZM170 173H171V170H170ZM174 173V172H173ZM176 173V171H175ZM24 174V173H23ZM136 174H137V179H136ZM162 176H160L161 178H163V171H162ZM167 174V173H166ZM172 174V173H171ZM169 174V177L170 175ZM186 174H189L190 177L188 178V176H186ZM160 174H157V176L159 177ZM168 175V174H167ZM174 175V174H172ZM2 176V175H1ZM19 176V175H18ZM23 176V175H22ZM20 176V177H22ZM73 176V175H72ZM141 176L143 177L144 175H140V179H141ZM144 176V177H145ZM166 176V175H165ZM176 176V175H175ZM13 177V176H12ZM15 177V176H14ZM17 177V176H16ZM24 177V176H23ZM60 177V176H59ZM167 177V176H166ZM5 178V176H4ZM8 178V177H7ZM156 178V177H155ZM18 179V177H17ZM16 179V180H17ZM36 179V178H35ZM164 179V178H163ZM169 178L167 177V180ZM20 180V178H19ZM146 180V181H147ZM154 180V179H152ZM166 180V179H164ZM191 180V181H190ZM3 181V180H2ZM41 181V180H40ZM141 181V180H140ZM151 181V180H150ZM155 181V180H154ZM156 181H160L161 183V180L158 178V180L156 179ZM6 182V181H5ZM13 182H18V181H13ZM186 182H190V184L192 185V189L189 191V192H186L187 194L184 193L183 191V194H182V191H181V188L179 189V185L181 184V186H183L182 188H185V183ZM2 183V182H1ZM10 183V182H9ZM141 183V182H140ZM144 183V181H143ZM149 183V181H148ZM158 183V182H157ZM155 183V184H157ZM164 183H166L164 181ZM169 183H170V180H169ZM15 184V183H14ZM13 184V185H14ZM147 184V182H145V185ZM152 183L150 182L149 185L147 184L146 186H153L151 185ZM172 184V185H174ZM183 184V185H182ZM143 185V184H141ZM140 185V186H141ZM171 185V183H170ZM5 187V183L3 185ZM1 186V188L3 187ZM29 186V185H28ZM144 186V185H143ZM145 186V187H146ZM156 186V185H155ZM157 189V187H155ZM159 186V185H158ZM161 186H164V185H161ZM166 186V184H165ZM169 186V184H168ZM165 187V189H167V187ZM43 187V186H42ZM41 187V188H42ZM51 187V186H49ZM173 187V186H172ZM175 187V186H174ZM174 187H173V191H174ZM186 187H189V184L188 186ZM0 188V189H1ZM141 188V187H140ZM139 190H142L143 188H141ZM160 188V187H158ZM169 188V187H168ZM171 188V186H170ZM170 188H169V192H170ZM48 189V188H47ZM146 189V188H145ZM147 189H149V187H147ZM155 189V191H156ZM186 189V188H185ZM188 189V188H187ZM186 189V190H187ZM161 191L163 189H160ZM160 190H157L160 191ZM172 190V189H171ZM183 190V189H182ZM185 190V191H186ZM189 190V189H188ZM25 192V189H23L20 185H16L15 187H12V184H9L6 188V193L5 194V197H8L9 199H7V204L8 206L7 207V210L9 211V214L8 215V219L5 223V230H4V233L2 234V232H0V238L5 241L4 244H6L7 246H1L0 244V264H65L64 261L66 260L65 258L69 259V256L72 255V253L74 254L75 253H79L78 251H74L72 252L75 247L77 245V247H80V243H85V245H87V248L89 247L90 248V253H95L96 251L98 252V250L100 248H98L99 246L101 247V249L103 250V252L100 251V254L103 253V255L105 254L106 256V252H107V246L106 244H108V242L105 244L104 242H102L103 246L101 245H97V238L96 239H93L92 237V230L90 231L89 229H94L93 226L91 225L90 227H87L85 226V224L83 223L84 221L82 220V223H81V218L78 217V214L74 212V208L73 206L71 205H67V204H64V209L62 210V212L60 214H57V215H54L56 216L55 219L52 218V220H48L46 218H48V213L45 212L44 213V210L41 212V207L38 208L36 207L37 204L32 202L31 204L35 207H33L30 203H27L26 204H22V202H20L21 204H17V206H15L16 208H14L12 205L17 202L18 199H22V197L18 198V194ZM47 191V190H46ZM72 191V190H71ZM144 191H147V190H144ZM160 191V192H161ZM164 191V190H163ZM162 191L163 195L164 192ZM167 191V190H166ZM173 191H171V194H173ZM45 192V190H44ZM148 192H150L148 190ZM159 192V193H160ZM3 193V191H2ZM58 193V192H57ZM67 193V191H66ZM141 193V192H140ZM147 193V192H145ZM144 193V194H145ZM166 193V192H165ZM30 194V193H29ZM69 194V192L67 193ZM151 195H154L156 196V192L154 193H151ZM158 194V193H157ZM47 195V194H46ZM142 195V193H141ZM160 195V194H158ZM4 196V195H3ZM24 196V194H23ZM26 196V195H25ZM69 196V195H68ZM67 196V197H68ZM144 196V195H143ZM143 196H140V197H143ZM4 197V198H5ZM72 197V195L70 196ZM148 197H149V193H148ZM159 197V199H161L160 197L161 196H157ZM165 197H162L163 199H166ZM1 198L4 199L1 195ZM0 198V199H1ZM33 198V197H32ZM135 198L137 199L136 202L138 203H134L135 202ZM168 198V199H169ZM185 198V199H184ZM6 199V198H5ZM4 199V200H5ZM25 199V198H24ZM71 199V198H70ZM73 199V200H75ZM143 199H146L143 197ZM149 199V198H148ZM145 200V201H148ZM31 200V199H30ZM150 200V199H149ZM153 200V199H152ZM151 200V201H152ZM155 200V199H154ZM154 200L152 201V203L154 202ZM162 200V199H161ZM25 201V200H24ZM29 201V200H28ZM71 201V200H70ZM84 201V202H83ZM158 201V200H157ZM156 201V202H157ZM164 201V200H163ZM162 201V202H163ZM19 202V201H18ZM43 202V201H42ZM69 202V201H68ZM72 202V201H71ZM70 202V204H72ZM161 202V201H159ZM158 202V203H159ZM76 203V201H75ZM149 203V202H148ZM0 204H1V201H0ZM49 204V203H48ZM47 204V205H48ZM156 204V203H154ZM165 204V203H164ZM167 204V205H168ZM74 205V204H73ZM82 205V204H80ZM82 205V206H83ZM136 205L138 206L139 205V208L136 207ZM151 205V204H149ZM160 205V203L158 204V206ZM5 206V204H4ZM145 207L146 204L144 205ZM156 206V207H158ZM60 207V206H58ZM88 207V208H90ZM153 207V205L151 206ZM163 207V206H162ZM44 208V207H43ZM143 208V207H142ZM150 208V207H149ZM147 208V209H149ZM154 208V207H153ZM161 208V206H160ZM77 209V208H76ZM79 209V208H78ZM144 209V208H143ZM159 209V208H158ZM163 209V208H162ZM81 210V209H80ZM79 210V211H80ZM153 210V209H152ZM151 210V212H152ZM161 210V209H160ZM159 210V212H160ZM51 211H53L51 209ZM61 211V210H60ZM78 211V210H77ZM82 211V210H81ZM94 211V210H93ZM94 211V212H95ZM148 211V210H147ZM163 211V210H161ZM50 213V211H48ZM59 212V211H58ZM89 212V213H90ZM150 212V213H151ZM156 212V211H155ZM158 212V213H159ZM209 212V213H208ZM57 213V212H56ZM63 213H64V216L66 218L63 219ZM83 213V211H82ZM85 214H87V212L85 211L84 212ZM83 213V214H84ZM81 214V212H80ZM79 214V215H80ZM82 214V215H83ZM85 214L83 216H85ZM147 214V213H145ZM153 214V213H152ZM80 215V216H82ZM89 215V214H88ZM46 216V217H45ZM91 216V215H90ZM87 217L88 219L90 218ZM150 216V215H149ZM155 216V215H154ZM157 216V215H156ZM51 217V216H50ZM143 217V216H142ZM148 217V215H147ZM218 217V219H216ZM86 218V217H85ZM86 218V219H87ZM145 218V217H144ZM195 219V221L193 222H196L197 226L198 227H203L202 229L199 228L198 231L194 232L193 233V230H192V234L190 233V235L188 236H184L183 234V230L181 228H183V225L184 223L186 222L188 224V222H190L188 219ZM94 219V218H93ZM198 220V222L196 221ZM93 221V220H92ZM95 221V220H94ZM97 221V220H96ZM149 221V219H148ZM147 221V222H148ZM152 219L149 221L151 222ZM218 221L220 222L218 224ZM66 224V228L65 227H62V224L63 223ZM192 222V224H193ZM90 224V222L88 223ZM94 224V223H92ZM98 226L100 225V223H97ZM185 224V225H187ZM189 225V224H188ZM194 225V224H193ZM196 225H194L196 227ZM96 225V227H98ZM102 225H100L99 227H101ZM104 226V227H105ZM192 226V225H191ZM44 227H47L46 229ZM61 227L62 229L64 230L65 234H69V237L68 238H72L70 239L69 242H71L73 244L70 245V248H72L73 250H71L69 253H66L64 252L65 250H67V244L66 243H61L60 245H56L58 239L56 236H58L60 234V231H61ZM98 227V228H99ZM188 227V226H187ZM206 227V228H204ZM218 227V228H219ZM103 228V226H102ZM101 228V229H102ZM185 228V227H184ZM183 228V229H184ZM217 228V229H218ZM237 228V227H236ZM69 229V232H67V230ZM96 229V228H95ZM100 229V230H101ZM104 229V228H103ZM189 229V228H188ZM99 230V229H98ZM99 230V231H100ZM106 230V229H105ZM195 230V229H194ZM107 231V230H106ZM149 231V232H148ZM98 232V231H97ZM100 232H104L103 230L100 231ZM98 232V233H100ZM213 232H215L213 230ZM237 231L234 233H238ZM94 233V231H93ZM187 233V231H186ZM217 233V232H215ZM101 234V233H100ZM103 234V233H102ZM105 234V233H104ZM108 234V233H107ZM209 234V233H208ZM210 234H213L212 232H210ZM209 234V235H210ZM220 234V236H221ZM62 235V234H61ZM99 235V234H97ZM207 235V236H209ZM101 236V235H100ZM98 237L99 239L102 238L101 237ZM111 236V235H110ZM10 238L11 242L9 243L7 238ZM211 237V235H210ZM214 237V235L212 236ZM216 237H218L216 235ZM215 237V238H216ZM106 238V237H104ZM113 238V237H112ZM207 238V237H206ZM209 238V237H208ZM237 238V237H235ZM0 239V241H1ZM107 239V238H106ZM110 239V238H109ZM114 239V238H113ZM146 239V238H145ZM211 239V238H210ZM209 239V240H210ZM237 239H240V238H237ZM64 240V239H63ZM68 240V239H66ZM105 240V239H104ZM148 240H147V243L145 241V243L143 244V247L142 249L144 250V247L145 248H149L147 246H150L149 243H148ZM205 240V239H204ZM215 240V239H214ZM219 240V239H218ZM233 240V239H232ZM231 240V241H232ZM2 241V242H3ZM99 241V240H98ZM107 241V240H106ZM112 241V240H110ZM115 242V240H113ZM112 241V242H113ZM221 241H223L222 244H227V248L230 246H228V243L230 242H226L224 243V239L222 240V236H221ZM239 241V240H237ZM7 242V243H6ZM215 242V241H213ZM212 245L214 246L215 244ZM233 242V241H232ZM231 242V243H232ZM236 242V240L234 241ZM240 242V241H239ZM1 243V242H0ZM101 243V241H100ZM98 243V244H100ZM206 243V242H205ZM209 243V242H208ZM207 243V244H208ZM219 242L217 241L216 244H218ZM220 243V244H221ZM111 244V242H110ZM116 244V243H115ZM119 244V243H117ZM131 244V243H130ZM148 244V245H147ZM210 244V243H209ZM238 244V242H237ZM83 245V244H82ZM105 245H106V248H105ZM112 245V244H111ZM120 245L118 247H120ZM147 245V246H146ZM153 245V244H152ZM156 245V246H157ZM233 245V244H232ZM239 245V244H238ZM114 246V245H112ZM131 245H129L130 247ZM209 246V245H207ZM212 246V247H213ZM218 246V245H217ZM226 246V245H225ZM225 246L223 248H225ZM241 246V247H242ZM128 247V246H127ZM133 247V246H132ZM140 247V248H141ZM157 246V248H159ZM210 247V246H209ZM215 247V246H214ZM211 248V249H215V248ZM219 247V246H218ZM221 247V246H220ZM235 247V244L234 246L231 248L232 250L234 249ZM58 248H62V249H58ZM65 248V249H64ZM88 248V249H89ZM104 248L106 249L104 251ZM109 248V247H108ZM114 249L115 246L113 247ZM120 248H122V251H125V253L127 252L126 250H123L124 248L121 246ZM135 249H137V247H134ZM139 246H138V250L140 249ZM156 248V247H154ZM156 248V249H157ZM243 248V247H242ZM82 249V248H81ZM86 249V247H85ZM100 249V250H101ZM110 249V248H109ZM126 249V248H125ZM134 249V251H135ZM140 249V250H142ZM150 249V248H149ZM152 249V248H151ZM155 249V250H156ZM160 249V250H161ZM236 249V247H235ZM237 249L239 250L238 246H237ZM61 250V251H60ZM64 250V251H63ZM77 250V249H76ZM78 250L80 251V248H78ZM132 250V249H130ZM129 249L128 251L131 252ZM135 251L133 253L137 255V253L140 251ZM142 250V251H143ZM159 250V252H160ZM215 250H220L219 248L215 249ZM222 250V248H221ZM237 250V251H238ZM114 251V250H113ZM116 251V250H115ZM121 251V252H122ZM140 251V252H142ZM149 251V250H148ZM158 251V250H157ZM157 251H153V249L151 250V253L150 251L149 252H146V256L148 255L147 259L150 258L151 261L152 259L155 260V262H159L160 261L158 259H164V258H161V256L163 255H160V258L157 257L158 255L156 254ZM234 251V250H233ZM84 252V251H83ZM83 252L82 250L80 251V256L83 255ZM89 253V251H86V253ZM110 252V251H109ZM108 252V254H109ZM117 253H119V251H116ZM120 252V253H121ZM137 252V253H136ZM227 252V251H226ZM229 253H231V251H228ZM248 253L250 254L251 256V253ZM90 253L89 254H85V255H89L90 256ZM99 253V252H98ZM128 253V252H127ZM162 253V252H161ZM233 253V252H232ZM82 254V255H81ZM99 254V255H100ZM107 254V255H108ZM121 254H124L123 252ZM140 254V253H139ZM226 254V253H225ZM233 254H236V251L235 253ZM75 255V254H74ZM74 255L72 256V258H74ZM91 255V256H92ZM96 255V254H95ZM98 255V254H97ZM114 257L118 258L117 256H115V252H114ZM127 255V254H126ZM125 255V256H126ZM142 255V254H141ZM140 255V257H141ZM223 255V256H222ZM227 255V254H226ZM237 255V254H236ZM239 255V253H238ZM241 255V254H240ZM79 256V255H77ZM79 256V257H80ZM240 256V257H242ZM247 259L250 258L249 255H247ZM249 256V257H248ZM255 256V254H254ZM254 256L252 258H254ZM97 257V256H95ZM93 257L92 260L95 258ZM111 257V255H110ZM129 257V256H128ZM138 257V256H137ZM187 257V258H186ZM193 258V256H191ZM223 257V258H222ZM228 256H226L227 258ZM81 258V257H80ZM84 258V257H83ZM87 258V257H86ZM107 258V257H106ZM105 258V259H106ZM136 258V256H135ZM139 258V257H138ZM144 258V257H143ZM251 258V259H252ZM256 258V257H255ZM254 258V259H255ZM71 259V258H70ZM98 259L100 260V258L98 257ZM101 259H102V255H101ZM104 259V260H105ZM108 259V258H107ZM112 259V258H111ZM121 259V257H120ZM123 259V257H122ZM129 259V258H128ZM133 259V258H132ZM140 259V258H139ZM145 259V258H144ZM185 259L187 260L185 262ZM239 259L240 261V258H237ZM237 259L235 261H237ZM85 260V258H84ZM88 260V259H87ZM90 260V259H89ZM89 260L87 261V263H89ZM90 260V262L92 261ZM114 260V259H113ZM127 261V258L125 259ZM130 260V259H129ZM137 260V259H136ZM143 260V259H142ZM174 260V261H175ZM195 260V259H193ZM192 260V261H193ZM245 260V259H243ZM250 260V259H249ZM261 260V258H260ZM66 261H69V260H66ZM75 261H77L75 259ZM81 261V260H80ZM76 263V264H79V262ZM96 261H98L96 259ZM95 261V264H98L97 262ZM103 264V259L101 260ZM109 261V260H108ZM107 261V262H108ZM111 261V260H110ZM109 261V262H110ZM115 261V260H114ZM117 261V259H116ZM115 261V262H116ZM143 261H146L143 260ZM141 261V263L143 262ZM149 261V260H148ZM163 261V260H162ZM191 261V260H190ZM238 261V262H239ZM246 261V260H245ZM85 262V261H84ZM113 262V261H112ZM111 262V263H112ZM128 262V261H127ZM132 262V261H131ZM139 262V261H138ZM137 262V263H138ZM154 262V261H152ZM196 262V263H197ZM258 262L260 263V261L258 260ZM69 263H72V261H70ZM117 263V262H116ZM130 263V262H128ZM127 263V264H128ZM136 264L135 261H133V264ZM140 263V262H139ZM149 263V262H148ZM158 263V264H159ZM171 263V261H170ZM192 264H194L193 262H191ZM257 263V262H256ZM73 264V263H72ZM81 264V263H80ZM84 264V263H82ZM109 264V263H108ZM113 264V263H112ZM119 264V263H118ZM125 264V263H123ZM132 264V263H131ZM143 264V263H142ZM190 264V262H189ZM206 264V262H205ZM229 264H232L229 263ZM244 264V263H243ZM251 264V263H249ZM254 264V263H253ZM261 264V263H260ZM264 264V263H262Z\"/></svg>","mask_w":264,"mask_h":264},{"label":"rangeland","instance_id":"374dc122","mask_svg":"<svg viewBox=\"0 0 264 264\" xmlns=\"http://www.w3.org/2000/svg\"><path fill=\"white\" fill-rule=\"evenodd\" d=\"M11 1V2H10ZM19 1H20V3H19ZM0 0V110H1V112H0V120H2V122H0V188H1V186H3L4 185V183H5V187L3 186L1 189H0V198H1V195H2V197L4 198L5 197V194L4 193H6L5 191H6V188H7V186L9 185V184H12V187H15L16 185H20L23 189H25V192H23L22 191V193H20V194H18V198L20 197H22V199H18L17 200V202H15L12 206L14 207V208H16L15 206H17V204H21L20 202H22V204H26V202L27 203H32V202H34V203H36L37 204V206L36 207H38V208H40L41 207V212L44 210V213L45 212H47L48 213V218H46V219H48V220H52V218L53 219H55V217L56 216H54V215H57V214H60L61 212H62V210L64 209V204H67V205H71V206H73V208H74V212L75 213H77L78 214V217H80L81 218V223H82V220L84 221L83 223L85 224V226H87V227H90L91 225L93 226V228L94 229H89L90 231L92 230V232H91V234H92V238L93 239H96L97 238V245H101V246H103L102 244V242H104L105 244L108 242V244H106V245H108L107 246V254H108V252H109V254L107 255L106 254V256H105V254L103 255V253L102 254H100V251L101 252H103V250L101 249V247L99 246L98 248H100L99 250H98V252L96 251L95 253H93V255H92V253H90L91 251H90V248L88 249L87 248V245H85V243H80L81 245H80V247H77V246H79V245H77L76 247H75V249L73 250L72 248H70V245H72L73 246V244L71 243V242H69L70 241V239H72V238H68L69 237V234H65V232H64V230L62 229V227H67L66 226V224H64V222L63 223H61L62 224V227H61V231H60V234L58 235V236H56L57 237V239H58V241H57V243H56V245H60L61 243H66L67 244V250H63L64 252H66V253H69L71 250H73L72 252H74V251H78L79 253H80V251L82 250V252H83V255L82 256H80V254L78 253H75L74 252V254L72 253V255L71 256H69V259H67V258H65L66 260H69V261H64V263L65 264H76V263H78V261H80L79 262V264L81 263H84V264H95V261H96V259L98 260V261H96L98 264H102V263H100V262H102L101 260L103 259V264H123V263H125V264H127L128 262H130V263H128V264H133V261H135L136 262V264H158L159 262H155V260H153L152 259V261H154V262H152L151 261V259L150 258H148L147 259V257H148V255H147V257H145L146 256V252H149L150 251V253H151V250L153 249V251H157V257H159L160 258V255H162L161 256V258H164V259H158L159 261H160V263L159 264H176V263H174V262H176V260L174 261L173 260V258L171 259V260H169V258L167 259V257H165L164 256V253H163V251H162V249H161V247H159V245H157V243H155V242H152V243H150L149 242V240L147 239V237L145 236V238H142V247H143V244L145 243V241H146V243H147V240H148V243H149V245H151V247L150 246H147V247H149V248H145L144 247V250L142 249V247L139 245V243L138 244H136L135 243V241H131L130 243H129V245H131L130 247H129V245L128 244H126V245H120V241L119 242H117V240H118V238H115L114 236H112V232H110L111 234V236L109 235V230L106 228V226L103 224V223H101V222H99L98 221V217L95 219V214H96V211L95 210H97V206L96 207H90V204H88V202L87 201H85V203H87L86 205H83L84 203H80V202H82V200L80 201V200H76L74 197L76 196V192H77V187L75 186L74 188H72L71 190L69 189V188H66L67 186H66V183H68V181H67V179H66V173L68 172V170L69 169H71L72 171H69L70 173H72V175H71V178H73V177H76L77 176V174H78V172L79 171H81L82 169V167L83 166H87L89 163H90V160H91V154H93V149H94V142L92 143V134H90V133H87V129H89L92 125V118H94L93 116H94V114H92V113H94V111L97 109V108H99V110L101 109V108H103L104 106L100 103L101 102V97L99 96V92H100V90H101V92H105V96H107L109 99H113V97L115 98V101H116V99H118L117 100V103H119L120 104V102H118V101H125V100H128V101H126L125 103L126 104H129V105H126V104H121V105H119V104H116V106H118L119 108H122L123 109V111H124V113L126 112H129L131 109L130 108H132V112H135V111H137L139 108H140V106L139 105H142V110H144V112L141 110V108L138 110V113L139 114H141V117H142V120H144L145 122H146V120L145 119H147V124L149 125L148 127H152V130H151V127L149 128V130L152 132L153 130H154V128L155 127H158L159 128V126H158V123H161L160 124V129H162V130H164L165 132H166V129L168 130V129H170V130H173V128L174 129H176L175 131H177V133L176 132H174L175 134H173L172 133V131H168L167 133V136L168 137H171V138H169V140H168V137L166 136V135H160V139L162 138V140H159L158 138V141L155 139L154 140V138H151L153 135H152V133H150V137H148V140H147V142L149 143V144H147V145H149L150 146V148H149V150H148V152H147V154L150 152H152V154L154 153V151L157 149L158 151H156L155 152V154L157 155H152V154H150V157H152V158H154L153 160H154V162L153 163H160V164H158V166H156L155 164H153L152 163V158H151V162H149L148 161V163H147V160L149 159V156L146 154V156L147 157H145V159L147 158V160H145V164H147L146 165V168H140V169H138V172L140 173H142L143 172V170H145L146 172L145 173H142L144 176L145 175H147V173H148V178H149V176H150V172H152L153 173V176H154V173H155V176L153 177V178H151L150 180H145V178H146V176L144 177H142L141 176V179H140V175H142L141 173H140V175H139V173L138 172H136L139 176H138V181L139 182H137V183H139V188L141 187V188H143L142 190H139V188H138V191H139V196H137V198H138V200L135 198V204L136 203H138L139 202V200H140V198H141V202L142 203H139V205H142V206H140L141 208H139V205L137 206L136 205V207L137 208H139L140 209V213H142V214H140V215H142L140 218V220H142L141 222L143 223V225L144 224H147V223H149V225H145V226H147V227H151L152 228V225H153V219L154 218H157V217H159V215H160V213H162V212H164L167 208H168V206H169V204H170V202H171V200H170V196H169V194L168 193H170V195H172V199L174 200V196H175V188H176V185L174 184V180H171L172 178H173V176H174V178L175 177H177L179 174H182L183 173V171L185 170V168H186V166H187V164H189V163H191L192 161H191V159H190V161H189V159L187 160V161H189V163H187V161H185V159H181L182 157H180L182 154V152H185L186 150H185V148H183V146L185 147V145H186V142L184 141V139H182V137H180L183 133H185V132H187V131H189V129L191 130V127H192V129H195V127H193V125L194 126H196V122H200V123H204V118H203V116L205 117V115H204V113L203 112H205V110H204V108L203 107H200V109L198 108V107H196V105H192L189 101H185V103H184V105H185V107L184 106H179V107H177L176 108V106L175 105H172V106H170V104H169V106L167 105V106H165L164 105V110L166 111H164V110H160L159 112H158V110H157V105L155 104L154 105V103L152 104V102H148L147 104H146V95L145 94H143V93H145L144 92V87H145V84H144V80L145 79H143V78H140V79H138V76H137V74H136V76H133L134 77V79L135 78H137V79H135V81L137 80V81H139L140 82V85H139V83H136V84H134V82L132 81V79L130 78L129 80H126L125 81V79H122V81H120V79H121V77H119L118 76V74H117V72H116V70H114V67H113V65L112 64H115V63H113L114 62V60L113 59H117V58H120V56L121 57H123V55H127V52H128V57L130 58L132 55V58H130V59H132V60H134V66L135 67H137L138 68V66L139 67H141L143 64H142V62H140L139 60H137V59H134V56H135V54H136V56H137V52L139 51V44L140 43H142V44H140V45H143V44H145L146 42V45L145 46H143L144 48H148V43H150L149 41H151V43L155 46V48L157 49V50H159L160 49V47H161V45H163V46H165V43H166V36L168 35L167 33H168V30H169V26H171V24H172V20L174 19V17L176 18L177 17V19H178V16L180 15V13H179V7H177L178 6V4L176 3L177 2V0H161V1H159V0H157L155 3L153 2V1H151L152 3H150L151 5H150V9H149V11H151L150 13H149V18L147 17V18H145V19H143V18H141V20H142V22H143V24H144V26L146 27V30H144V28L145 27H143V26H140L141 24H142V22L140 23H138L137 21H136V19H135V15H133V13H134V9H133V7H132V5H130V3L128 2L129 0H126V1H124V3H125V5H121L122 6V8L119 6V8L117 7L118 5H116L115 7H114V5L112 4V3H108L107 1L108 0H106V2L107 3H105V0H104V2H102L101 0H70V2H69V0H54L55 2H53V0H35L34 2H33V0ZM81 1H82V3H81ZM90 1H91V3H90ZM99 1V2H98ZM160 3H159V2ZM167 1V2H166ZM174 1H176V2H174ZM223 1V0H222ZM221 0H218V1H216V2H219V3H221L222 2ZM32 4H31V3ZM63 2V3H62ZM89 2V3H88ZM92 2H94V3H92ZM47 3V4H46ZM66 3V4H65ZM99 3V4H98ZM129 3V4H128ZM159 5H158V4ZM164 3H165V7L163 6L164 5ZM31 6H30V5ZM34 4V7L32 6ZM53 4V5H52ZM62 4H64V5H62ZM76 4V5H75ZM106 4H107V6H106ZM111 4V5H110ZM123 4V3H122ZM161 4H162V6H161ZM199 4V5H198ZM202 4V5H201ZM203 4L205 5V7L203 6ZM128 5H130V6H128ZM19 6V7H18ZM23 6V7H22ZM63 6V7H62ZM85 6H87L86 8H85ZM103 6H106V9H104L103 8ZM110 6V7H109ZM111 6H113V7H111ZM124 6V7H123ZM126 6V7H125ZM153 6V7H152ZM160 6H161V8H160ZM194 14H195V17H194V19L193 20H195L194 21V23L195 24H192L191 25V27H189L190 29H189V32H190V35H191V39L193 40V46L196 48V52H197V55L201 58V57H203L204 55V57L203 58H207L206 57V54H207V56L209 55V54H212V53H214L213 55L215 56V55H217V56H215L216 58H223L222 60L225 62V65H226V67H228L229 69H230V71L231 72H233L234 74L236 73V75H240L241 76V80H240V83L241 84H243V85H245L246 86V88L249 90H253V89H255V88H257V84L255 85V82H256V80L253 82V84L252 83H249L248 81H247V76H250V78H252V77H255L257 74L252 70L253 69V66H252V64H254L255 65V63L258 61V57H260V56H258L260 53H261V51H259L258 50V47H259V43H257L258 41H257V39L258 38H256L257 37V33H255L254 35L253 34H251L250 36H247V38L245 37V39L242 41V40H240L239 39V36H236V31L237 30H235V29H237V28H233L232 27V29H231V27L230 28H228L227 26H228V19L227 18H225V19H219V17H217L216 16V18H214L215 16H214V14H216V12L214 11L213 12V9L212 8H210L209 9V7L208 6H206V4L204 3V1H201L200 3H199V1H194ZM200 6V7H199ZM56 7V8H55ZM75 7V8H74ZM93 7H94V9H93ZM103 9H102V8ZM130 7V8H129ZM162 7H164L165 9H163L164 10V12H163V10H162ZM200 9H199V8ZM202 7V8H201ZM204 7V8H203ZM22 8V9H21ZM62 8H64V9H62ZM95 8H97L96 10H95ZM98 8H99V11H98ZM125 8V9H124ZM126 8H128L129 9V11H130V9H132L131 11H130V13H129V11H127L126 10ZM206 8H207V10H206ZM30 9H31V11H30ZM88 11H86V10ZM114 9H117V10H115L114 11ZM119 9V10H118ZM120 9H123L122 11L120 10ZM153 9H156V10H153ZM160 9H161V11L163 12V13H161L160 12ZM205 9V10H204ZM13 10V11H12ZM24 10V11H23ZM90 10V11H89ZM106 11V15H108V16H105V11ZM174 12H173V11ZM211 10V11H210ZM5 11V12H4ZM63 11V12H62ZM76 11V12H75ZM101 11V12H100ZM102 11H103V13H102ZM109 11H111V13H109ZM208 11H210V12H208ZM16 12V13H15ZM81 12V13H80ZM116 12V13H115ZM153 12H155V14L153 13ZM101 13H102V15H101ZM156 13H158V14H156ZM176 13V14H175ZM209 13V14H208ZM210 13H212V14H210ZM62 14H63V16H62ZM72 14V15H71ZM84 15V17L86 16L87 18H88V21H89V19H90V21L92 22H90L91 24H89V25H87V23H89L88 21H85L86 19H84V17H82V15ZM98 14V15H97ZM115 14V15H114ZM129 14V15H128ZM204 14V15H203ZM8 15H9V17H8ZM65 15V16H64ZM93 15V16H92ZM155 15L156 16H158V17H155ZM197 15V16H196ZM212 15V16H211ZM66 16H67V19H66ZM73 16V17H72ZM105 16V17H104ZM111 16V17H110ZM115 16V17H114ZM121 16V17H120ZM129 16V17H128ZM152 16V17H151ZM71 17V18H70ZM76 17V18H75ZM85 17V18H86ZM102 17V18H101ZM199 18V19H197V18ZM204 17V18H203ZM63 18H65V19H63ZM92 18H94L93 20H92ZM104 18H105V21H104ZM109 20H108V19ZM110 18H112L111 20H110ZM119 18V19H118ZM152 18H154V20H153V22H151V20H152ZM172 18V19H171ZM220 18H222V17H220ZM81 19H82V21H81ZM117 19V20H116ZM136 21H134V20ZM148 19V20H147ZM164 19V20H163ZM219 19V20H218ZM259 19H260V17H259ZM69 20V21H68ZM119 20V21H118ZM140 20V21H141ZM145 22H148V23H145ZM226 22H224V21ZM108 21V22H107ZM117 21H118V23H117ZM121 21V22H120ZM155 21V22H154ZM158 21V22H157ZM161 23H160V22ZM176 21V20H175ZM210 21V22H209ZM212 21L214 22V24L212 23ZM217 21H219L217 24H216V22ZM14 22V23H13ZM99 22V23H98ZM101 22H103L102 24H101ZM112 23V25H111V23ZM120 22V23H119ZM135 22V23H134ZM166 22V23H165ZM177 22V25H180V26H182V24H183V22L181 23V22H179V20L178 21H176ZM225 23V24H223V23ZM67 23V24H66ZM70 23V24H69ZM85 23H86V25H85ZM97 23H98V25H97ZM107 23L108 24H110L109 25V27L107 26ZM122 23V24H121ZM128 23V24H127ZM153 23H155V24H153ZM164 25H163V24ZM209 24L208 26H206V28L208 27V28H210V29H212L213 30V28H214V26H215V30H213V31H211L212 33H213V35L212 36H210V37H206V36H204V35H201L202 34V32L204 31V29H206L205 28V24ZM73 24V25H72ZM96 24V25H95ZM139 24V25H138ZM142 24V25H143ZM152 25V27L150 26V25ZM170 24V25H169ZM206 24V25H207ZM211 24H213V25H211ZM103 25V26H102ZM131 25V26H130ZM158 25V26H157ZM162 25V27H159V26H161ZM193 25H194V27H193ZM199 25V26H198ZM211 25V26H210ZM222 25H223V27H222ZM10 26V27H9ZM71 26V27H70ZM78 26V27H77ZM87 26H88V28H87ZM95 26V27H94ZM112 26V27H111ZM114 26V27H113ZM121 26V27H120ZM140 26V28H138ZM150 26V27H149ZM157 26V27H156ZM197 26V27H196ZM225 26V27H224ZM5 27H6V31H5ZM81 27H83V28H81ZM86 27V28H85ZM97 27H98V29H97ZM103 27V28H102ZM111 27V28H110ZM123 27H125L124 29H123ZM132 27V28H131ZM137 27V28H136ZM199 27V28H198ZM202 27V28H201ZM2 28V29H1ZM8 28L10 29V30H8ZM30 28V29H29ZM77 28V29H76ZM87 29V31L85 30V29ZM105 28V29H104ZM116 28V29H115ZM151 29L150 30V33H152L153 31V34H151V36L152 35H154V36H152V39L150 40L148 37H147V34L149 33V31H147V29ZM158 28V29H157ZM160 28V29H159ZM202 29L201 31L200 30H198V29ZM82 29H84V30H82ZM89 29H91V31L89 30ZM112 29V30H111ZM121 29H122V31H121ZM141 29V30H140ZM148 29V30H149ZM157 30V32H156V30ZM165 29V30H164ZM171 29H172V27H171ZM1 30H2V34H1ZM106 30V31H105ZM116 30V31H115ZM120 30V31H119ZM128 31V33H127V31ZM137 30H138V32H137ZM141 31V34H140V31ZM229 30V31H228ZM89 31H90V33H89ZM102 31V32H101ZM111 31H113V32H111ZM119 31V32H118ZM160 31V32H159ZM164 31V32H163ZM217 31V32H216ZM18 32V33H17ZM81 32H83V33H81ZM97 32V33H96ZM108 32V33H107ZM116 32H117V34H116ZM134 32V33H133ZM156 32V33H155ZM166 32V33H165ZM201 32V33H200ZM55 33V34H54ZM62 33V34H61ZM95 33V34H94ZM107 33V34H106ZM133 33V34H132ZM164 33H165V35H164ZM233 33H234V35H233ZM6 34V35H5ZM22 34V35H21ZM79 34V35H78ZM90 34H92V36L90 35ZM116 34V35H115ZM127 34V35H126ZM143 34V35H142ZM145 34V35H144ZM155 34H158V36L156 35V37H155ZM230 34V35H229ZM9 35V36H8ZM15 35V36H14ZM86 35H88V36H86ZM90 35V36H89ZM100 35L102 36L101 37V39L99 38L100 37ZM111 35H113V36H111ZM119 35V36H118ZM133 35V36H132ZM136 35V36H135ZM192 35H193V37H192ZM214 35H216V36H214ZM255 35H256V37H255ZM21 36V37H20ZM82 36H83V38H82ZM117 36V38H115ZM122 36V37H121ZM141 38H140V37ZM202 36H203V38H202ZM5 37V38H4ZM8 37V38H7ZM12 38L11 39V41H10V38ZM16 37V38H15ZM17 37H18V42H19V40H20V44L17 42ZM78 37V38H77ZM88 37H89V39H88ZM94 37V38H93ZM108 37V38H107ZM134 37H136V39H137V41L135 40V38ZM147 38V39H145V40H147V41H145L144 42V40L142 39V38ZM155 37V38H154ZM160 37H162L161 39H160ZM164 37V38H163ZM205 37V38H204ZM219 38V40H218V38ZM220 37H221V39H220ZM236 37H237V39H236ZM253 37V38H252ZM7 38V39H6ZM15 40H14V39ZM56 38V39H55ZM85 38V39H84ZM109 38H110V40H109ZM120 40H119V39ZM153 38L154 39H156L155 41L153 40ZM213 38V39H212ZM216 38H217V40H216ZM253 39V41H252V39ZM50 39V40H49ZM73 39V40H72ZM79 39V40H78ZM80 39H81V41H80ZM91 39V40H90ZM92 39H95V41L97 42L98 41V39H99V41L96 43L95 41H94V43H90V42H93V40ZM113 39V40H112ZM116 39V40H115ZM158 39H160L161 40V42L162 41H164L165 43H163L162 42V44H161V42H160V40L158 41ZM250 39V40H249ZM5 40H7L6 41V44H5ZM52 40H53V42H52ZM54 40H56V41H54ZM75 40H77V42L75 41ZM119 40V41H118ZM229 40V41H228ZM240 40V41H239ZM247 40V41H246ZM15 43H13V42ZM23 41V42H22ZM110 41V42H109ZM113 41H115V42H113ZM122 41V42H121ZM140 41V42H139ZM157 41V42H156ZM249 41H251V45H250V42ZM10 42H12L13 44H11ZM26 42V43H25ZM59 42V43H58ZM67 42V43H66ZM85 42H86V44H85ZM107 42V43H106ZM112 42V44H110ZM120 42H121V44H120ZM123 42L125 43L126 42V44L125 45H127V47H128V49H126L127 47L125 46V45H123ZM130 42V43H129ZM158 45V46H156L155 45V43ZM195 42V43H194ZM198 42V43H197ZM213 42V43H212ZM228 42V43H227ZM238 42V43H237ZM243 42V43H242ZM252 42H253V44H252ZM26 44V46H22L23 44ZM50 43V44H49ZM52 43V44H51ZM58 43V44H57ZM61 43V44H60ZM77 43V44H76ZM82 43V44H81ZM89 43H90V46H92V49H93V52H92V49L90 48V46H88L89 45ZM108 43H109V45H108ZM115 44V46H116V48H115V46H114V44ZM134 43V44H133ZM214 43H216V44H214ZM234 43V44H233ZM242 43V44H241ZM54 44L56 45V46H54ZM96 44H98V45H96ZM130 44V45H129ZM133 44V45H132ZM214 44V45H213ZM244 44V45H243ZM256 44H257V46H256ZM13 45H15V46H13ZM45 45H46V47H45ZM51 45L53 46L52 48H51ZM58 45H59V47H58ZM66 45V46H65ZM81 45V46H80ZM96 47H95V46ZM118 45L120 46V48L118 47ZM132 45V46H131ZM153 45H151V46H153ZM233 46V49H232V46ZM8 46V47H7ZM9 46H11V47H9ZM48 46H49V48H48ZM63 46V47H62ZM69 46V47H68ZM108 46V47H107ZM114 46V47H113ZM131 46V48H129ZM147 46V47H146ZM162 46V47H163ZM198 46V47H197ZM254 46V47H253ZM14 47V48H13ZM32 47V48H31ZM34 47V48H33ZM40 47V48H39ZM45 47V48H44ZM58 47V48H57ZM62 47V48H61ZM65 47H66V49H65ZM96 49H95V48ZM106 49H105V48ZM133 47V48H132ZM136 47H137V49H136ZM253 47V48H252ZM23 48V49H22ZM25 48H26V50H25ZM29 48V49H28ZM35 48H36V50L38 51V49H39V53L37 54V51H36V54H35ZM48 48V49H47ZM51 48V49H50ZM62 49V50H60V49ZM100 48V49H99ZM109 48V49H108ZM125 49V52H126V50H127V52L125 53L124 52V50L122 51V49ZM159 48V49H158ZM255 48V49H254ZM8 49H10V50H8ZM14 49H16L15 51L12 50ZM21 49V50H20ZM41 49V50H40ZM42 49H44V51L42 50ZM51 51H53V52H51ZM58 49V50H57ZM85 51H84V50ZM95 49V50H94ZM102 49H103V52H102V56H101V52L100 51H102ZM200 49V50H199ZM25 52H24V51ZM33 50V51H32ZM61 51L60 52V54H59V52L58 51ZM82 50V51H81ZM87 50H88V52L90 53H86L87 52ZM97 50V51H96ZM232 50V51H231ZM9 51V52H8ZM64 51V52H63ZM67 51V52H66ZM73 51V52H72ZM77 51H78V53H77ZM99 51V52H98ZM111 51V52H110ZM116 51H118V52H116ZM120 51V52H119ZM121 51H122V53H121ZM131 51V52H130ZM162 51V50H161ZM160 50H159V53L157 52V55L159 54L160 55V59H161V61L159 60V62L161 63V64H164L163 62H164V58H163V56H162V53H163V51L161 52ZM199 51V52H198ZM209 51H210V53H209ZM12 52V53H11ZM14 52V53H13ZM32 52V53H31ZM43 52L45 53V54H43ZM48 52H49V54H48ZM55 52V53H54ZM58 52V53H57ZM62 52H63V54H62ZM65 52H66V55H64L65 54ZM85 52V53H84ZM96 52V53H95ZM98 52V53H97ZM116 54H115V53ZM125 54H124V53ZM136 52V53H135ZM16 53V54H15ZM18 53V54H17ZM22 53V54H21ZM28 53H30V55L28 54ZM42 53V54H41ZM47 53V54H46ZM79 53H80V55H79ZM108 53V54H107ZM132 53V54H131ZM204 53V54H203ZM15 54V55H14ZM26 54V55H25ZM28 54V55H27ZM34 54H35V56H34ZM68 54H69V56H68ZM103 54H105V56L103 55ZM109 54H110V56H109ZM117 54H118V56H117ZM202 54V55H201ZM220 54V55H219ZM24 55V56H23ZM37 55V56H36ZM40 55H41V57L42 58H40ZM43 55V56H42ZM46 55V56H45ZM48 55V56H47ZM60 55V56H59ZM85 55V56H84ZM89 55V56H88ZM114 55V56H113ZM115 55H116V57H115ZM59 56V57H58ZM63 56V57H62ZM77 56V57H76ZM85 58H84V57ZM86 56H87V58H86ZM98 56V57H97ZM100 56L102 57V59L100 58ZM108 56H109V60H111V61H109L108 60ZM36 57V58H35ZM52 57V58H51ZM71 57H73L72 59H71ZM95 58V59H93L92 60V58ZM104 57V58H103ZM31 58H33V59H31ZM51 58V59H50ZM53 58H55V59H53ZM61 58V59H60ZM79 58V59H78ZM84 58V59H83ZM106 58V59H105ZM157 58H158V56H157ZM163 58V59H162ZM43 60V61H40V60ZM48 59V60H47ZM60 59V60H59ZM67 59V60H66ZM68 59H70V60H68ZM75 59H77V63H76V60ZM82 61H81V60ZM32 60V61H31ZM46 60V61H45ZM52 60H53V62H52ZM55 60H57V61H55ZM64 60V61H63ZM88 60V61H87ZM106 60V61H105ZM38 61H40V62H38ZM49 61V62H48ZM61 61V62H60ZM86 61V62H85ZM91 61V62H90ZM96 61V62H95ZM105 61V62H104ZM137 61H139L140 63H137ZM5 62V63H4ZM16 62V63H15ZM27 62H29V64H27ZM32 62V63H31ZM42 62H43V65L45 64V66L44 67H41V65H42ZM44 62H46V63H44ZM82 62H83V64L84 65H86L87 67H85V66H83V64H82ZM109 62V64H107V63ZM39 63V64H38ZM56 63V64H55ZM86 63V64H85ZM93 63V66L94 67H92L91 68V64ZM94 63H96V64H94ZM97 63H98V65H97ZM101 63H103V65L101 64ZM239 63V64H238ZM49 65V67H48V65ZM61 64H63V65H61ZM82 64V65H81ZM25 65V66H24ZM30 65V66H29ZM33 65V66H32ZM42 65V66H43ZM51 65H52V68H51ZM105 65V66H104ZM108 65V66H107ZM109 65L111 66L110 67V69H109ZM228 65V66H227ZM36 66V67H35ZM40 66V67H39ZM73 68H72V67ZM97 66V68L95 69V67ZM35 67V68H34ZM56 67V68H55ZM86 69V71L84 70V68ZM120 67V66H119ZM119 67H118V69H119ZM249 67V69L247 70V68ZM31 68H32V70H31ZM38 68V72H37V69ZM42 68L44 69V71L42 70ZM47 68V70H45ZM94 68V69H93ZM67 69V70H66ZM93 69V70H92ZM101 69V70H100ZM113 69V70H112ZM232 69V70H231ZM31 70V71H30ZM40 70V71H39ZM49 70V71H48ZM74 70V71H73ZM78 72H77V71ZM95 70V71H94ZM107 72H106V71ZM110 70L112 71V72H110ZM120 70V69H119ZM10 71V72H9ZM26 71V72H25ZM41 71H43V72H41ZM47 71V72H46ZM76 71V72H75ZM80 71V72H79ZM97 71V72H96ZM162 70H159V71H155V73L156 74H158L159 75V73H160V75H162V73L164 72V71H162ZM241 71H242V73H241ZM250 72V74L249 73H247V72ZM31 72V73H30ZM37 72V73H36ZM87 72V75H88V77L86 76V74L85 73ZM92 72H96L97 74H94V73H92ZM115 72V73H114ZM157 72H159V73H157ZM26 73V74H25ZM40 73V74H39ZM46 73V74H45ZM109 73V74H108ZM114 74V76L113 75H111V74ZM136 73V72H135ZM252 73V74H251ZM83 74V75H82ZM93 74H94V76H93ZM40 75H41V77H40ZM68 75V76H67ZM75 75V76H74ZM84 75H85V77L87 78V79H85L84 78ZM97 75V76H96ZM109 75H111V76H109ZM116 75V76H115ZM133 75H135V74H133ZM38 76V77H37ZM81 76H82V78H81ZM93 76V77H92ZM102 76V77H101ZM226 76V75H225ZM224 74L223 73H221L220 74V78H217L216 79V81L217 82H215V90H216V99L218 98V102L219 103H222V105L223 106H226V108H227V105H228V107H233L234 106V104H235V101L233 100V96H232V93H229L227 90H226V88H224L223 86H222V83L224 82ZM15 79H14V78ZM52 77V78H51ZM63 77V78H62ZM95 77H97V79L95 78ZM111 77V78H110ZM112 77H115V78H117V79H115L114 80V78H112ZM10 78V79H9ZM38 78V79H37ZM41 78V79H40ZM49 78V79H48ZM61 78V79H60ZM69 78V79H68ZM78 78V79H77ZM93 78V79H92ZM120 78V79H119ZM8 79V80H7ZM17 79V80H16ZM35 79H36V81H35ZM90 79H92V80H94V83H92V85H94L93 87H95V89H96V91L94 90V92H93V89H92V85H91V80ZM98 79H99V81H98ZM101 79H102V81H103V84H102V82H101ZM219 79V80H218ZM34 82H33V81ZM57 80V81H56ZM63 80V81H62ZM67 80V81H66ZM86 80H89L88 82L86 81ZM113 80V85L114 86H116L115 85V83L117 82V83H119L118 85L121 87H119L118 89H123V91H126V92H128V93H126V92H124L125 94H122V92H121V90H119V91H117L118 89H117V87H116V89H115V87L112 85V82H110V81H112ZM117 80V81H116ZM259 80V79H258ZM33 83H32V82ZM38 81V82H37ZM39 81H40V83H39ZM42 81V82H41ZM61 81L63 82V83H66L65 84V86H64V84L63 83H61ZM65 81V82H64ZM69 81V82H68ZM71 81V82H70ZM106 81V82H105ZM116 81V82H115ZM124 81H125V83H126V85H125V83H124ZM128 81H132V84H131V82H130V84L128 85ZM45 82H46V85H45ZM72 82L74 83V86H72L73 84H72ZM93 82V81H92ZM96 82V83H95ZM105 82V83H104ZM109 82V84H111V85H109V84H107ZM121 82L122 83H124V85L123 84H121ZM262 82H263V80H262ZM43 83V84H42ZM69 83H71V84H69ZM83 83L85 84V85H83ZM88 83H90V84H88ZM99 83H101V85H103L102 86V88H100L101 87V85L99 84ZM116 83V84H117ZM141 83H142V85H143V87L141 86ZM218 83V84H217ZM12 84V85H11ZM16 84H17V86H19V84L21 85V86H19V87H17L16 86ZM26 84V85H25ZM42 84V85H41ZM82 86H81V85ZM100 85V87L98 86V85ZM107 85L106 86V88H105V85ZM138 84V85H137ZM221 84V85H220ZM63 85V86H62ZM88 85H90V86H88ZM122 85H123V87L124 86H126V87H129V86H131V87H133V88H131V87H129V89L128 90H126L127 88L126 87H122ZM133 85V86H132ZM134 85H136L135 86V88H134ZM68 86V87H67ZM79 86V87H78ZM91 89V90H88L87 91V95L89 96H87L86 95V91H84L85 89L87 90V89H89L88 87ZM110 88H109V87ZM222 86V87H221ZM253 86V87H252ZM11 89H10V88ZM61 87V88H60ZM71 87L72 88H75V89H71ZM97 87H99L98 89H97ZM113 87H114V89H113ZM139 87H141V89L139 88ZM249 87V88H248ZM50 88V89H49ZM58 88H59V90H58ZM77 88V89H76ZM78 88H81V89H78ZM83 88H84V90H83ZM108 88H109V91H107L108 90ZM112 88V89H111ZM221 88V89H220ZM9 89H10V91H9ZM14 89V90H13ZM18 89V92L16 91ZM26 89V90H25ZM46 89H49V90H47L46 91ZM61 89H65V90H61ZM106 91H105V90ZM138 89H140V91L141 90H143V92L141 93V92H139V90ZM4 90H5V92H4ZM19 90H21V91H19ZM77 90V91H76ZM78 90H79V92H78ZM110 90H115V91H110ZM134 90H136V92L138 93H136V92H134ZM138 90V91H137ZM221 90V91H220ZM222 90H224V91H222ZM7 91V92H6ZM9 91V92H8ZM12 91V92H11ZM24 91V92H23ZM36 91V92H35ZM38 91H39V93H38ZM42 91H43V94H42ZM72 91V92H71ZM76 91V92H75ZM80 91H82L81 93H80ZM99 91V92H98ZM131 91H133V93L131 92ZM14 92V93H13ZM20 92V93H19ZM25 92L27 93V97H26V94H25ZM31 92V93H30ZM49 92V93H48ZM57 92H58V94H57ZM63 92V93H62ZM93 92V93H92ZM97 94H96V93ZM108 92V93H107ZM113 92V93H112ZM119 92H121V93H119ZM219 92V93H218ZM221 92V93H220ZM13 93V94H12ZM17 93H19V94H17ZM22 93L25 95H22ZM29 93H30V95H29ZM32 93H34V94H32ZM54 93V94H53ZM66 93V95L63 97V95ZM90 93H92V95L90 94ZM114 93H116V94H114ZM53 94V95H52ZM81 94V95H80ZM95 94V95H94ZM110 94V95H109ZM119 94H121L120 96H121V98H120V96H119ZM126 94H127V97H125V98H123L124 96H126ZM130 94V95H129ZM132 94V95H131ZM142 94V95H141ZM8 95V96H7ZM10 95V96H9ZM50 95V96H49ZM59 95H61L62 97H63V99H65V97H67L66 99H65V101L62 99V97H60ZM113 95V96H112ZM123 95V96H122ZM129 95V96H128ZM133 95H136V96H134L133 97ZM137 95H139L138 96V98H139V100H138V98H135V97H137ZM223 95V96H222ZM6 96V97H5ZM20 96H21V98H20ZM29 96V97H28ZM90 96H91V99H90ZM96 96H98V97H96ZM110 96V97H109ZM141 96H145V98H143V97H141ZM11 97L13 98V99H11ZM52 97V98H51ZM96 97V98H95ZM118 97V98H117ZM135 98L136 100H138V101H136V100H134L133 98ZM8 98H10V99H8ZM29 98V99H28ZM35 98V99H34ZM85 98H86V100H85ZM131 98V99H130ZM20 99H21V101H20ZM23 99H25V100H23ZM85 101H84V100ZM120 99V100H119ZM125 99V100H124ZM133 99V102H131V100ZM144 99V100H143ZM223 101H222V100ZM4 100V101H3ZM9 100V101H8ZM12 100H18V101H15V102H13ZM58 100L60 101L59 103H58ZM88 100V101H87ZM94 100V101H93ZM97 100L98 101H100L99 103H96L97 102ZM114 100V99H113ZM8 101V102H7ZM55 101V102H54ZM115 101H114V103H115ZM121 101V103H123ZM134 101L135 102H138V103H134ZM141 101V102H140ZM227 101H228V103H227ZM3 102H5V103H3ZM33 102V103H32ZM48 102V103H47ZM51 102H53L54 104L52 105V103ZM92 102V103H91ZM94 102V103H93ZM10 103H13V106L11 105L10 106ZM15 103V104H14ZM22 103V104H21ZM27 103H30L29 105L27 104ZM56 103H58V104H56ZM70 103V104H69ZM91 103V104H90ZM143 103V104H142ZM187 103L189 104V106L187 105ZM226 103V104H225ZM3 104H5V105H3ZM42 104V105H41ZM59 104H61V105H59ZM84 104H85V106H84ZM139 104V105H138ZM148 104H151L150 105V107L149 106H147ZM18 105H20V106H18ZM33 105V106H32ZM122 105H123V107H122ZM125 105H126V107H125ZM135 105H137V106H135ZM154 105V106H153ZM192 105V106H191ZM10 106V107H9ZM22 106H24V107H22ZM42 106V107H41ZM48 106V107H47ZM54 106L56 107V108H54ZM60 106V107H59ZM91 106V107H90ZM96 106H97V108H96ZM121 106V107H120ZM128 106H130V107H128ZM148 107V108H144V107ZM152 106V107H151ZM156 106V107H155ZM173 106H175V107H173ZM188 108H187V107ZM3 107V108H2ZM8 107V108H7ZM12 107V108H11ZM36 107V108H35ZM37 107H38V109H37ZM88 107V108H87ZM124 107H125V109H124ZM138 108V109H136V108ZM155 107V108H154ZM171 108V110H170V108ZM172 107H173V110H172ZM181 107V108H180ZM11 108V109H10ZM18 109L16 112L14 111V109ZM25 108V109H24ZM29 108H31L30 110H29ZM67 110H66V109ZM92 108H93V110H92ZM133 108H135V109H133ZM151 108V109H150ZM154 108V109H153ZM174 108H175V110L176 111H174ZM183 108V109H182ZM189 108H190V110H189ZM202 108V109H201ZM4 109H6V110H4ZM40 109H42L41 110V112L40 111H38V110H40ZM55 109V110H54ZM90 109V111H88L87 112V110H89ZM148 109L150 110V111H148ZM155 109H156V113H158V114H155ZM182 109V110H181ZM185 109V110H184ZM186 109H188L190 112H191V114H190V112L188 111V110H186ZM197 109V110H196ZM4 112H3V111ZM11 110V111H10ZM26 110V111H25ZM27 110H28V112H27ZM52 110V112L53 113H51L50 111ZM81 110V111H80ZM121 109H119V112H120V115L124 118L125 116H127V114L125 115L124 113L122 114L121 112H123L122 110L120 111ZM167 110H168V112H167ZM194 112H193V111ZM203 110V112L201 113V111ZM13 111H14V113H13ZM18 111H20V112H22V113H20V112H18ZM24 111L25 112H27L28 114H23L24 113ZM154 111V112H153ZM162 111V112H161ZM182 112V114H183V116H182V114L180 113V112ZM186 111V115H185V112ZM36 112V115H37V118H34V117H36V115L34 114V113ZM38 112V113H37ZM40 112V113H39ZM57 112H58V115H57ZM142 112H143V115H142ZM162 114H161V113ZM174 114H173V113ZM176 112H177V116H175L176 115ZM187 112H188V114H189V116H188V114H187ZM196 112V113H195ZM198 112H200L199 113V115H198ZM7 113H10V114H7ZM12 113L14 114V115H12ZM19 113V114H18ZM42 113H44V115L42 114ZM46 113V114H45ZM51 113V114H50ZM56 113V114H55ZM150 113V114H149ZM153 113V114H152ZM33 115V117L32 116H30V115ZM43 116H45V117H43ZM159 114H161V115H159ZM163 114H164V116H163ZM168 114L169 115H174V116H169V119L171 120H168V119H166V118H168ZM179 114V115H178ZM197 114V115H196ZM3 115V116H2ZM6 115V116H5ZM56 115L58 116V117H56ZM92 115V116H91ZM148 115V116H147ZM152 115H153V117H152ZM157 115V116H156ZM194 116V118H193V116ZM195 115L196 116H198V117H196L195 118ZM52 116V117H51ZM89 116H91V117H89ZM167 116V117H166ZM40 117H41V119H40ZM47 117V118H46ZM56 117V118H55ZM143 117H147V118H144L143 119ZM157 117H160V118H162L161 120H159V118H157ZM171 117V118H170ZM179 117H181V119H179ZM190 117V118H189ZM192 117V118H191ZM6 118H7V121H5L6 120ZM22 118V119H21ZM28 118V119H27ZM47 120H46V119ZM50 118H52V120L50 119ZM150 118V119H149ZM153 118V119H152ZM155 118H156V120H155ZM177 118V119H176ZM182 118H185V120H183ZM186 118H187V120H186ZM16 119H17V121H16ZM21 119V120H20ZM26 119V120H25ZM30 119V120H29ZM43 119V120H42ZM149 119V120H148ZM165 119V120H164ZM12 120V122H10ZM19 120V121H18ZM23 120H24V122H25V125L24 124H22V123H24L23 122ZM28 120V121H27ZM36 120V121H35ZM40 120L42 121L41 123H37V121H39L40 122ZM50 120H51V124H50ZM54 120V121H53ZM85 120V121H84ZM151 120V121H150ZM158 120H159V122H158ZM179 120H183V121H181L182 123H180V121ZM201 120V121H200ZM4 121V122H3ZM15 121V122H14ZM27 121V122H26ZM48 121V122H47ZM73 121H74V123H73ZM90 121V122H89ZM148 121H149V123H148ZM163 121V122H162ZM165 121V122H164ZM170 121V122H169ZM179 121V122H178ZM6 122H8L7 124H4V125H6V126H3V123H6ZM19 122L21 123L20 125H19ZM28 122H29V124H28ZM31 122V123H30ZM36 122V124H32V123H35ZM53 122H54V124H53ZM57 124H56V123ZM89 122V123H88ZM152 122H154V124L152 123ZM166 122H167V124H166ZM13 123V124H12ZM15 123H17V124H15ZM43 123V124H42ZM58 123H60V124H58ZM72 123H73V125H72ZM169 123H171V125L169 124ZM190 123V124H189ZM12 126H11V125ZM15 124V125H14ZM40 124V125H39ZM49 124V126H47ZM89 124V125H88ZM156 124V126L154 127V125ZM179 124V125H178ZM182 124V125H181ZM23 125V126H22ZM36 125V126H35ZM37 125H39V126H37ZM169 125H170V127H169ZM174 125V126H173ZM188 125H190V127L188 126ZM9 128H8V127ZM11 126V127H10ZM18 126V127H17ZM22 126V127H21ZM43 126V127H42ZM48 127V128H46V127ZM168 126V127H167ZM173 126V127H172ZM177 126H178V129H177ZM12 127H14V128H12ZM20 127V128H19ZM29 127H31L30 129H29ZM38 127H41V128H38ZM45 127V128H44ZM176 127V128H175ZM185 127H188V130L185 128ZM4 128L6 129L4 132H3V130H4ZM8 128V129H7ZM25 130H24V129ZM43 128H44V130H43ZM185 129L184 131L182 130V129ZM10 129H12V131L10 130ZM17 129V130H16ZM18 129H20V130H18ZM40 129H41V131H40ZM45 129H47V132H42V131H46ZM24 130V131H23ZM81 130V131H80ZM183 132H182V131ZM187 130V131H186ZM8 131H10V132H8ZM19 133V135H20V137H19V135L16 133ZM25 131H26V133H25ZM174 131V130H173ZM180 131V132H179ZM28 132V133H27ZM51 132V133H50ZM3 133V134H2ZM36 135H35V134ZM42 133V134H41ZM154 133V132H153ZM172 133V135L171 136H169V134H171ZM181 133V134H180ZM43 134H44V136H43ZM179 134V136H177V139L175 138L176 137V135H178ZM9 135V136H8ZM13 135H14V137H13ZM16 135H17V137H16ZM32 135H33V137H32ZM51 135V136H50ZM174 135V136H173ZM24 136H26V137H24ZM41 136H43V137H41ZM48 136V137H47ZM172 137H174V139H175V142H173L172 143V141H174L173 140V138ZM19 138V139H18ZM28 138V139H27ZM31 138H32V140H31ZM39 140H38V139ZM41 138V139H40ZM12 140V141H10V140ZM34 139V140H33ZM150 139H152V140H150ZM178 139L181 141V143L178 141ZM9 140V142H8V144H7V141ZM14 140H16L17 142L15 143V142H13ZM59 140V141H58ZM91 140V141H90ZM164 140H166L165 141V143L166 144H168V145H166L163 141ZM25 141H27V142H25ZM75 141V142H74ZM155 141V142H154ZM160 141V143H159V145H158V142ZM162 141V142H161ZM191 141H192V143H194L195 141H196V139L195 138H193L192 137V139H191ZM194 141V142H193ZM18 142H20V143H18ZM32 142H34V143H32ZM146 142V143H147ZM151 142H154V145L155 146H152L153 144H150ZM169 142V143H168ZM177 142V143H176ZM179 142V143H178ZM25 143H26V146H25ZM33 145H31V144ZM38 143V144H37ZM46 144V145H42L41 146V144ZM47 143L49 144V145H47ZM162 143L164 144L163 146H162ZM184 143V144H183ZM3 144H5V145H3ZM15 144V145H14ZM17 144V145H16ZM19 144V145H18ZM30 144V145H29ZM81 144V145H80ZM179 144H181V145H179ZM195 144V143H194ZM5 146V148L3 147V146ZM7 145H9V149H8V146ZM79 145V146H78ZM157 145V146H156ZM178 145V146H177ZM23 146H24V149L27 151V153L25 152V153H23V151H25V150H23ZM29 146H31V147H33V148H31V147H29ZM47 146V147H46ZM165 146V147H164ZM168 146V147H167ZM171 146V148H169ZM176 146V147H175ZM3 147V148H2ZM14 147H16V148H14ZM19 147V148H18ZM22 147V148H21ZM30 149H29V148ZM35 147V148H34ZM156 147V148H155ZM161 147L163 148L162 150L164 151V150H166L167 148H169L171 151L172 150H174L173 151V153H178V154H173L172 152H170L169 151V149H167L166 151H164V153H163V151H162V153H161V155H160V153H159V150L161 151ZM13 148V150H11ZM50 148V149H49ZM151 148H152V150L153 151H151ZM175 148V149H174ZM181 148H183V151H181V152H179L180 150H182ZM19 149L21 150V151H19ZM28 149V150H27ZM40 149V150H39ZM80 149V150H79ZM155 149V150H154ZM15 150V151H14ZM23 150V151H22ZM36 150V151H35ZM60 150V151H59ZM177 150V151H176ZM7 151H9V152H7ZM12 151H14V152H12ZM17 151V152H16ZM68 151H70V152H68ZM72 151L74 152V154L72 153ZM4 152V153H3ZM7 153V155H5L6 153ZM20 152V153H19ZM67 152V153H66ZM10 153V154H9ZM13 153H14V155H13ZM23 153V154H22ZM37 153V154H36ZM168 154V157H171V159L169 158L168 159V157H167V155L166 154ZM171 153H172V155H171ZM4 154V155H3ZM29 154V155H28ZM32 154V155H31ZM39 154H40V156H39ZM67 154V155H66ZM88 154V155H87ZM159 154V155H158ZM181 154V155H180ZM10 155V156H9ZM17 155H18V157H17ZM29 157H28V156ZM71 155V156H70ZM165 155V156H164ZM170 155V156H169ZM175 155H176V158H175ZM178 155V156H177ZM180 155V156H179ZM186 155V154H185ZM184 155V156H185ZM2 156V157H1ZM27 157V158H25V157ZM65 156V157H64ZM158 156H159V158H158ZM163 156V157H162ZM174 156V157H173ZM183 156V157H184ZM13 158L12 160H11V162H10V159L9 158ZM71 157V160H68L69 158ZM25 158V159H24ZM39 158V159H38ZM160 158H164L165 159V164L163 165V160L162 161H160ZM2 159V160H1ZM23 159V160H22ZM29 159V160H28ZM167 159V160H166ZM13 160H16L15 162L13 161ZM35 160V161H34ZM61 160H62V162H61ZM86 160H88V161H86ZM157 160H158V162H157ZM21 162L22 161V163L24 162V164H20L19 162ZM160 161V162H159ZM169 161L171 162V164H172V166H171V164L169 163ZM172 161H173V163H172ZM176 161V162H175ZM180 161V162H179ZM6 162V163H5ZM18 162V163H17ZM28 162V163H27ZM30 162V163H29ZM32 162V163H31ZM81 162V163H80ZM178 162V163H177ZM182 162V163H181ZM186 162V164H185V166H184V164L183 163H185ZM168 163V164H167ZM3 164V165H2ZM31 164H32V166H31ZM65 164V165H64ZM176 164V165H175ZM25 165V166H24ZM29 165V166H28ZM45 165H47V166H45ZM49 165V166H48ZM64 165V166H63ZM69 165V166H68ZM152 165H153V167H152ZM179 165V169L178 168H175V167H177ZM184 167V169H183V167ZM9 168H8V167ZM12 166L13 167H15L14 169L16 170V171H18V172H15V170H12L13 168H12ZM17 166H19V167H17ZM22 166H24L23 168H21ZM165 166V167H164ZM170 166V167H169ZM181 166V167H180ZM6 167V168H5ZM27 167V168H26ZM81 167V168H80ZM163 167H164V169H163ZM20 168V169H22L21 171H19L18 169ZM35 168V169H34ZM43 168V169H42ZM152 168V169H151ZM171 168V169H170ZM181 168H182V170H181ZM7 169H9V171L7 170ZM24 169V170H23ZM148 169H151L149 172H147L148 171ZM156 169V170H155ZM166 169H168V172H166L167 170ZM140 170V171H139ZM170 170H171V173L172 174H174V175H172L171 173H170ZM180 170H181V172H180ZM5 173H4V172ZM23 171V172H22ZM30 171V172H29ZM156 171L158 172L157 174H160L159 175V177L157 176V174H156ZM162 171H163V178L164 179H166V180H164L163 178H161L160 176H162ZM175 171H176V173H175ZM11 172V173H10ZM13 172V173H12ZM19 172H21V173H19ZM28 172V173H27ZM164 172H166V173H164ZM174 172V173H173ZM10 173V176L8 175V174ZM24 173V174H23ZM152 173H151V175H152ZM137 174H136V179H137ZM169 174H171L170 175V177H169ZM2 175V176H1ZM19 175V176H18ZM24 177H23V176ZM169 178L168 180H167V177ZM176 175V176H175ZM4 176H5V178H4ZM13 176V177H12ZM15 176V177H14ZM18 177V179H17V177ZM20 176H22V177H20ZM60 176V177H59ZM186 176H188V178L190 177V175L189 174H186ZM8 177V178H7ZM156 177V178H155ZM19 178H20V180H19ZM36 178V179H35ZM158 178L161 180V183H160V181H156V179L158 180ZM173 178V179H174ZM17 179V180H16ZM152 179H154V180H152ZM176 179V178H175ZM3 180V181H2ZM41 180V181H40ZM141 180V181H140ZM169 180H170V183H171V185H170V183H169ZM6 181V182H5ZM13 181H18V182H13ZM143 181H144V183H143ZM148 181H149V183L151 182L152 184L151 185H153V186H146L147 184L149 185V183H148ZM164 181L166 182V183H164ZM174 181V182H173ZM191 181V180H190ZM2 182V183H1ZM10 182V183H9ZM141 182V183H140ZM145 182H147V184L145 185ZM158 182V183H157ZM15 183V184H14ZM155 183H157V184H155ZM14 184V185H13ZM141 184H143V185H141ZM165 184H166V186H168V184H169V188H170V186H171V188H170V192H169V188L167 187V189H165ZM172 184H174V185H172ZM188 184H189V187H186V186H188ZM29 185V186H28ZM141 185V186H140ZM156 185V186H155ZM159 185V186H158ZM161 185H164V186H161ZM183 185V184H182ZM43 186V187H42ZM49 186H51V187H49ZM146 186V187H145ZM154 186L155 187H157V189L156 188H154ZM174 187V191H173V187ZM184 186V185H183ZM183 186H181V184L179 185V189L181 188V191H182V194H183V191H184V193L185 194H187L186 192H189L191 189H192V185L190 184V182H186L185 183V188L187 189H185V188H182ZM42 187V188H41ZM147 187H149V189H147ZM158 187H160V188H158ZM48 188V189H47ZM140 188V189H141ZM146 188V189H145ZM155 189H156V191H155ZM160 189H163L162 191L164 192V194L165 195H163V193H162V191L160 190ZM172 189V190H171ZM183 189V190H182ZM44 190H45V192H44ZM47 190V191H46ZM144 190H147V191H144ZM148 190L151 192V193H154V192H156V196L154 195V197H153V195H151L150 194V192H148ZM157 190H160V191H158L157 192ZM167 190V191H166ZM186 190V191H185ZM2 191H3V193H2ZM66 191H67V193L69 192V194H67L66 193ZM171 191H173V194H171ZM58 192V193H57ZM142 193V195H141V193ZM145 192H147V193H145ZM160 192V193H159ZM166 192V193H165ZM30 193V194H29ZM145 193V194H144ZM148 193H149V197H148ZM160 194V195H158V194ZM23 194H24V196H23ZM47 194V195H46ZM4 195V196H3ZM26 195V196H25ZM69 195V196H68ZM72 195V197H70ZM144 195V196H143ZM167 195L169 196L168 198H166L167 197ZM68 196V197H67ZM140 196H143L144 198H146V199H143V197H140ZM157 196H161L160 198L162 199H159V197H157ZM166 196V197H165ZM33 197V198H32ZM162 197H165L166 199H163ZM6 198V199H5ZM4 199H0V201H1V204H0V232H2V234L4 233V230H5V223H6V221H7V219H8V215L7 214H9V211L7 210V207L6 206H8V204H7V199H9L8 197H5ZM25 198V199H24ZM71 198V199H70ZM150 200H149V199ZM31 199V200H30ZM73 199H75V200H73ZM148 199V201H145V200H147ZM154 200V202L152 203V201ZM185 199V198H184ZM25 200V201H24ZM29 200V201H28ZM73 202H71V201ZM136 200L138 201V202H136ZM152 200V201H151ZM158 200V201H157ZM164 200V201H163ZM19 201V202H18ZM43 201V202H42ZM69 201V202H68ZM75 201H76V203H75ZM80 201V202H79ZM157 201V202H156ZM159 201H161V202H159ZM163 201V202H162ZM24 202V203H23ZM70 202L72 203V204H70ZM84 202V201H83ZM149 202V203H148ZM160 203V205L158 206V204ZM49 203V204H48ZM154 203H156V204H154ZM165 203V204H164ZM169 203V204H168ZM4 204H5V206H4ZM48 204V205H47ZM74 204V205H73ZM80 204H82V205H80ZM146 204V206L147 207H145L144 205ZM149 204H151V205H149ZM168 204V205H167ZM32 205V204H31ZM153 205V207H151ZM33 206V205H32ZM58 206H60V207H58ZM156 206H158V207H156ZM160 206H161V208H160ZM163 206V207H162ZM33 207H35V206H33ZM44 207V208H43ZM88 207H90V208H88ZM144 209H143V208ZM150 207V208H149ZM164 207H166V209H164ZM77 208V209H76ZM79 208V209H78ZM147 208H149V209H147ZM159 208V209H158ZM163 208V209H162ZM51 209L53 210V211H51ZM83 211V213L86 211L87 212V214H85V216H83L84 214L82 213V211ZM88 209H90V210H92V212L94 213V215H92L93 213L92 212H90V210L88 211ZM153 209V210H152ZM163 210V211H161V210ZM61 210V211H60ZM78 210V211H77ZM80 210V211H79ZM95 212H94V211ZM148 210V211H147ZM151 210H152V212H151ZM159 210H160V212H159ZM48 211H50V213L48 212ZM59 211V212H58ZM156 211V212H155ZM57 212V213H56ZM80 212H81V214H80ZM90 212V213H89ZM151 212V213H150ZM159 212V213H158ZM92 213V214H91ZM145 213H147V214H145ZM153 213V214H152ZM209 213V212H208ZM82 215V216H80V215ZM89 214V215H88ZM10 215V214H9ZM91 215V216H90ZM147 215H148V217H147ZM150 215V216H149ZM155 215V216H154ZM157 215V216H156ZM51 216V217H50ZM90 216V218L88 219L87 217H89ZM46 217V216H45ZM87 219H86V218ZM145 217V218H144ZM64 218H66L65 216H64V213H63V219ZM94 218V219H93ZM148 219H149V221L152 219V221L151 222H149L148 221ZM216 219H218V217L216 218ZM93 220V221H92ZM95 220V221H94ZM97 220V221H96ZM190 222H188V224L185 222L184 223V225H183V228H181L182 229V231L183 230H185V231H183V234H184V236H188V235H190V233L192 232V230H193V233L194 232H196V231H198L199 230V228L200 227H198L197 225V223L196 222H193V221H195V219L193 220V219H188ZM193 220V221H192ZM148 221V222H147ZM197 222H198V220H196ZM90 222V224H88ZM192 222H193V224L194 225H196V227L192 224ZM92 223H94V224H92ZM97 223H100V225H102L103 226V228H102V226L101 227H99L98 226V224ZM220 222L218 221V224H219ZM185 224H187V225H185ZM96 225L99 227H96ZM192 225V226H191ZM105 226V227H104ZM188 226V227H187ZM241 225H235V226H232V228H231V230L229 231L230 232V235H231V237H233L234 235H237V236H234L233 238H231L230 240H228L227 241V238L226 237H223L224 235H222V234H224V233H226V232H224L223 231V233L221 234L220 233V231L222 232V230H225V228L224 229H222L221 228V226L219 227V226H217L216 227V229H213L215 232H217V233H215V232H213V230L212 231H210V232H212L213 234H210V232H208L210 235H211V237H210V235L207 233L206 234V237L204 236V238H203V241H205L204 242V244L203 245H198V246H200V247H197L198 249H197V251L198 252H203L204 251V249H206L207 247H208V249L210 250V251H215V252H220L221 254H224V259H223V261H225L226 262V264H229V263H231L232 262V264H249V263H251V264H262V263H264L263 262V258H262V256H260L259 255V258H257V256H258V254H256L255 253V251L253 250L252 252H250V251H247L246 250V253H245V251H243V253L245 254L244 256H242V253L240 252L241 251V249L242 250H245L244 249V246H242L243 244H240V243H242V237H240L239 235V232H238V229H239V227H240ZM219 227V228H218ZM237 227V228H236ZM45 229L47 228V227H44ZM96 228V229H95ZM102 228V229H101ZM189 228V229H188ZM198 230H197V229ZM203 227H201L200 229H202ZM204 228H206V227H204ZM218 228V229H217ZM100 231H104V232H100ZM107 231H106V230ZM195 229V230H194ZM220 229H222V230H220ZM67 230V229H66ZM93 231H94V233H93ZM100 232V233H98V232ZM186 231H187V233H186ZM234 231L236 232H238V233H234ZM67 232H69V229L67 230ZM149 232V231H148ZM103 233V234H102ZM105 233V234H104ZM108 233V234H107ZM1 234V233H0ZM62 234V235H61ZM97 234H99V235H97ZM192 234V233H191ZM220 234H221V236H222V240L224 239V243H225V241L226 242H230L232 239V243L230 242V243H228V248H227V244L225 243V244H222L223 243V241H221V236H220ZM102 236V238H98L99 236ZM207 235H209V236H207ZM214 235V237H212ZM216 235L218 236V237H216ZM98 236V237H97ZM100 236V237H101ZM96 237V238H95ZM104 237H106V238H104ZM114 239H113V238ZM209 237V238H208ZM216 237V238H215ZM235 237H237V238H240V239H237V238H235ZM110 238V239H109ZM211 238V239H210ZM1 239V238H0ZM64 239V240H63ZM66 239H68V240H66ZM105 239V240H104ZM205 239V240H204ZM210 239V240H209ZM215 239V240H214ZM219 239V240H218ZM7 240H8V242L10 243L11 242V240H10V238L8 237L7 238ZM99 240V241H98ZM107 240V241H106ZM110 240H115V242L113 241H110ZM145 240V241H144ZM236 240V242H234ZM237 240H239V241H237ZM3 240L1 239V246H7L6 244H4V242L5 241H3ZM100 241H101V243H100ZM213 241H215V242H213ZM219 242L218 244H216V242ZM110 242H111V244L112 245H114L115 246V248L116 249H114L113 247L114 246H112L111 244H110ZM144 242V243H143ZM210 244H209V243ZM211 242H213V244H215L214 246L212 245V243ZM222 242V243H221ZM237 242H238V244H237ZM7 243V242H6ZM98 243H100V244H98ZM116 243V244H115ZM117 243H119V244H117ZM145 243V244H146ZM208 243V244H207ZM221 243V244H220ZM83 244V245H82ZM153 244V245H152ZM233 244V245H232ZM234 244H235V247H236V249H235V247H234V251L231 249L233 246H234ZM62 245V244H61ZM106 245H105V248H106ZM120 245V247L122 246L124 249L123 250H126L127 252L125 253V251H122V248H120V247H118V246ZM159 247V248H157V246ZM207 245H209V246H207ZM219 247H218V246ZM226 245V246H225ZM128 246V247H127ZM133 246V247H132ZM138 246H139V248L140 249H142V250H140V251H142V252H140L139 250H138ZM215 248V249H217V248H219L220 250H215V249H211V248H213V247ZM221 246V247H220ZM225 246V248H223ZM237 246H238V248H239V250L237 249ZM243 248H242V247ZM85 247H86V249H85ZM110 249H109V248ZM134 247H137V249H135ZM154 247H156V248H154ZM78 248H80V251L78 250ZM82 248V249H81ZM104 248V251L106 250ZM126 248V249H125ZM152 248V249H151ZM221 248H222V250H221ZM58 249H62V248H58ZM65 249V248H64ZM71 249V250H70ZM77 249V250H76ZM128 249L130 250V249H132V250H130L131 252H129L128 251ZM134 249H135V251H139L138 253H137V255L136 254H134L133 255V253L135 252L134 251ZM156 249V250H155ZM161 249V250H160ZM114 250V251H113ZM119 251V253H117L116 251ZM149 250V251H148ZM159 250H160V252H159ZM203 250V251H202ZM238 250V251H237ZM61 251V250H60ZM86 251H89V253H90V256L88 255H85V254H89L88 252L86 253ZM124 253V254H121L122 252ZM213 251V252H214ZM227 251V252H226ZM228 251H231V253H229ZM235 251H236V254H233V253H235ZM114 252H115V256H117V257H119V259L118 258H116V257H114ZM121 252V253H120ZM162 252V253H161ZM233 252V253H232ZM251 253V256L253 257L254 256V254H255V256H254V258H252L251 256H250V254H248V253ZM140 253V254H139ZM227 255H226V254ZM238 253H239V255H238ZM96 254V255H95ZM98 254V255H97ZM100 254V255H99ZM127 254V255H126ZM142 254V255H141ZM241 254V255H240ZM246 254L247 255H249L250 256V258H248L247 259V256H246ZM74 255V258H72V256ZM77 255H79V256H77ZM92 255V256H91ZM101 255H102V259H101ZM110 255H111V257H110ZM126 255V256H125ZM140 255H141V257H140ZM95 256H97V257H95ZM129 256V257H128ZM135 256H136V258H135ZM140 258H138V257ZM191 256H193V258L191 257ZM191 256H187V257H190V259L188 258V262H186L187 260L185 259V262L187 263V264H189V262H190V264H192L191 262H195L194 264H205V262H206V264H209L210 262H209V260L207 261H204V262H200V263H198L197 262V260L198 259H196V258H198V256L197 255H195L196 256V258H194L195 256L194 255H191ZM226 256H228L227 258H226ZM240 256H242V257H240ZM248 256V257H249ZM85 258V260H84V258ZM87 257V258H86ZM93 257H95L93 260H92V258ZM98 257L100 258V260L98 259ZM108 259H107V258ZM120 257H121V259H120ZM122 257H123V259H122ZM146 259V261H143V260H145L144 258ZM186 257V258H187ZM222 257V258H223ZM71 258V259H70ZM106 258V259H105ZM112 258V259H111ZM127 258V261L125 260ZM130 260H129V259ZM133 258V259H132ZM237 258H240V261H239V259H237ZM252 258V259H251ZM260 258H261V260H260ZM75 259L77 260V261H75ZM90 259V260H92L91 262H90V260H89V263H87V261ZM105 259V260H104ZM116 261V259H117V263L114 261V260ZM137 259V260H136ZM143 259V260H142ZM193 259H195V260H193ZM237 259V261H235ZM243 259H245V260H243ZM250 259V260H249ZM110 262H109V261ZM149 260V261H148ZM163 260V261H162ZM191 260V261H190ZM193 260V261H192ZM258 260L260 261V263L258 262ZM70 261H72V263H69ZM85 261V262H84ZM108 261V262H107ZM113 261V262H112ZM132 261V262H131ZM140 263H139V262ZM141 261H143L142 263H141ZM170 261H171V263H170ZM239 261V262H238ZM76 262V263H75ZM112 262V263H111ZM138 262V263H137ZM149 262V263H148ZM197 262V263H196ZM257 262V263H256ZM135 264V263H134Z\"/></svg>","mask_w":264,"mask_h":264}]
</instances>
